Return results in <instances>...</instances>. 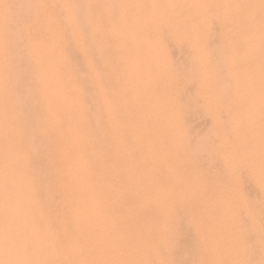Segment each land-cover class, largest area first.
<instances>
[{"label": "rangeland", "instance_id": "rangeland-1", "mask_svg": "<svg viewBox=\"0 0 264 264\" xmlns=\"http://www.w3.org/2000/svg\"><path fill=\"white\" fill-rule=\"evenodd\" d=\"M5 1L4 0H2V1L0 0V5H2V7L0 6L1 7L0 8V15H2V16H0V19L2 17L4 18V16H5L4 20H3V18L1 19L3 21L0 20L1 22H3V24H0V36H1L0 37L1 38V43H0V47H1L0 48V58H1L0 59V63H1L0 64V76L2 75L0 77V80L2 79V81H0V88H1L0 92H1L2 89H3V91L5 90L4 94L2 93L3 91L0 93V97L1 98H4V97L6 98V96H4V95L7 94V97H8V95L11 96V92H13V93L15 92V93H14V95L12 94L13 95V97H12L13 99L11 97H10L11 99L8 97L9 99L6 98V100H5V98L4 99L0 98V114H1L0 115V129L2 128V130H3L2 138L4 139V138L8 137L9 134H12V133L15 134L14 136H12L14 138L13 139V141H14L13 145H14L16 139H17V143H15L16 146L14 145L15 146L14 147L15 152L17 154L19 152L21 153V155L23 157L22 162L24 161L23 164L26 162L24 165L22 164V162H18L19 166H21V167L23 166L24 167L23 169L20 167V171L23 170V172L27 176L29 175L28 177H29V180L31 182L30 184H32L33 188L35 186L34 189L36 190V192L39 191V193H37V194H38V196H40L39 198L41 200L42 208H44L43 210H45V209L48 210V208L52 209V211L54 210L53 212H56V210H57V208H55L53 206L56 203L59 202V199L61 198V195H62V193L58 189L59 187L57 185L58 184L57 182H58V179L60 177L59 175L62 174V171H60V170H62L63 168H61V167H63L64 162L66 160L67 153H66L65 148L69 149V150L67 149L69 154L71 152L72 153H79V156L84 158V160H85L84 163L86 164L84 167L89 170V174L86 175V181L88 183V187L84 188L81 191L76 192L78 190L77 189V186H78L77 181L78 180L75 179V180H69V181L67 180L68 182L66 181V184L68 183L67 187L69 186V191H70L69 199H70V197L71 198H76V199L79 198V199H77L76 203H77V206H79V208L81 209V211L78 210L81 213L75 212L71 217L65 216V220H64V225L66 226V228L70 229L72 227L73 219L78 218L79 217L78 215H80V218H81L80 221H82L81 228H80V233H81V237H82L81 238V244H82V246L84 248V251L82 250L83 251L82 254H83V257L86 256L85 257L86 259L83 258V259L86 260V261L84 260V262H85L84 264H100V263L101 264H264V207L261 206L262 205L261 204V197L259 195V191L257 189L255 180L252 177L253 165H249V164H253L254 163V157L251 154L240 155L239 152L236 153L237 151H234V153L230 152V150L236 149L235 146L237 145V142L235 141V139L232 140V138L230 137L231 133H232L230 131V129H232V128H231L229 122H227V120H226L225 112L221 108L218 109V107H215L214 112H210L209 109L212 108L211 101L209 99L205 101L204 98H203V96H205V94L203 93V91L200 92L197 89L198 76H196V75L198 74L199 63H197L192 58V56H193V53H192L193 50L192 49L193 48H191V46H189L190 45L189 44V40L187 41V39H189L191 37V35H190L191 33L189 31L190 30V26H191L190 23L189 22L186 23V24H189L190 26L184 24L182 26L183 30H182V28L180 26V28H178V32H179L178 34H179L180 37L178 39H176V38L174 39L173 37H171V35L169 33V30L167 29V26L164 23H162V22H157V24L155 25V29L153 31L154 36H157V39H158V42H157L158 44L155 43V45H157V46L154 45L155 49L158 50V54H157L158 56L156 57L155 62L163 64V65L165 63V65H164V67L162 66V67H159L157 69V70H159L161 68L158 71V73H154L155 72V70L153 69L154 67H151L152 68V71H151L152 74H150V75L153 76V79H155V77H156V79L155 80L152 79L154 83L152 81H149V83L146 84L145 90H144L145 93L147 91L146 95L148 94L147 95V97H148V99H147L148 102L147 103L149 104L148 107L154 106V105H157V106L159 105L158 106V112H159L160 116L164 115L165 112H167L166 110L169 109V108L170 109L173 108L174 110L176 109V112H177L178 116H176L177 115L176 114L173 117L174 118L176 117L175 119L179 118V122H180L179 123L180 124L179 133L180 132L181 133L178 135V137H174L172 139V137H173L172 135L169 136L170 134H166L167 133L166 131H160V130H162L163 127H161V125L158 124L157 129H159V128L160 129L159 130L156 129V131H155V130H153L154 129L153 128L152 131H150V130H149L150 132L148 131L149 132L148 135L144 132L145 130H143L142 134H144V135L142 136V138L144 140L141 139L137 143L138 144L137 145L136 142L133 140V137H132L134 133H132L130 136H128L126 131L124 130V127L122 128V127H118V126L114 125V121H115L114 119L117 116V113L115 114V112L117 110L112 108V103H113L112 101H114V97L116 98L118 96L117 99L120 98L119 100L120 101L122 100L121 101L122 103L124 102L123 105H122V108H124V111L128 110V108L130 109V107H131V105H129L127 102L131 99V96H132V93H134V90L125 92V91H121V90H118V89L122 88V86H123L122 83H124L125 81H127V82L129 80H130V82L133 81V77H131V76L127 75V74H121L123 76H121L119 74H116L118 76L117 77L114 74L116 72V69L118 70L119 65L124 66L123 69H125V65H124V63L122 64V62H123V60H126V59L124 57H121V56L123 54H125V53H128L131 56L135 55L138 52V50H139V45L135 46V47L131 46V49L127 50V52L126 51L120 52V51L117 50V49H119V47H118V45H119L118 36L119 35H112V34H117V33H115L113 30L110 29V27L108 25L109 23H108L107 20H104V21L102 20L101 21L100 19L97 18L98 17L97 14L99 12V11H96V10H98V8L96 9V6H99L98 3H97V0H95V1L92 0V2H91V0H80V1L79 0H60L61 2L59 0H45L44 4H46L45 5L46 9L45 8L41 9V6H39V4L41 3L40 1H42V0H40V1L39 0H33L34 2L32 0H21V2H20V0L19 1L18 0H16V1L15 0H5ZM29 1H31V2H29ZM35 1H37V2H35ZM85 1H87L86 2L87 5L84 3ZM217 1H219V0H216V2ZM47 2H49V3H47ZM93 3L94 4L97 3V5L92 7L91 5H94ZM5 4H7V5H5ZM58 4H60V5H58ZM31 5H32V7H31ZM36 5H37V7H36ZM30 7H31V9H30ZM2 8H4V9H2ZM32 8H33V10H32ZM90 8H92V9H90ZM40 9L42 11H44L43 12L44 14H42V11ZM64 9H66V10H64ZM69 9H71V10L69 11ZM89 9H90V11H93V12H90ZM216 9H218V8H215V9L212 10L213 14L215 15V12H216L220 16L217 15L218 17H216V15L214 16L212 14V12L209 11L208 13H209V15L211 17L209 16L201 24V30L203 29L202 31H203V33L205 35L203 33L201 34L202 41H201V39L199 40L200 41L199 46H200L201 50H203V52L205 53L206 62H207L206 64L208 65V66L206 65L207 69H209L212 72V74H214V77L216 78V80H218V83L215 82L216 87L218 86L217 88H222L221 86H223V90H225L226 86L228 88L229 84H230V81H229V78H228L229 76L227 75V73H229V72H226V68H228V66L224 62V58H225L224 54L226 53V49L223 47L222 43H219L220 42L219 40L223 39V33H224V23L223 22H224L225 19L221 16V13L219 14V11H216ZM1 10H2V12H1ZM45 10H46V12H45ZM214 10H215V12H214ZM56 11H58V12H56ZM38 12H39V14L41 12L43 18L41 16V14H40V16H39V14L37 15ZM22 13H24V14H22ZM45 13H47V15H45ZM90 13H92L94 15L92 16V14H90ZM51 14L54 15V16H51ZM44 15H45V19H44ZM88 15H89V17H88ZM196 15L197 16L203 15V13L200 10L198 12V14L195 13V15H192L191 19H194L195 18L194 16H196ZM27 16H30V17H28L29 19L27 18ZM50 16H51V18H50ZM70 16L73 17V20L76 18L75 21H73L72 17H70ZM31 18H33V19H31ZM47 18L49 20L50 19L51 20L49 21V20H47ZM43 19H44V23H43V21H41ZM210 19H211V21H210ZM174 20H172L173 23H175ZM215 20H219L221 22L215 21ZM36 21L39 24L36 23V25H34ZM39 21H41V23ZM57 21H59V22H57ZM95 21H97V27H95L96 26ZM105 21H106L107 24L105 23ZM73 22L75 24H73ZM100 22H102V24ZM4 23H5V25H4ZM42 23L45 24V26H43ZM103 23H104V25H103ZM47 24H48V26H46ZM79 24H80V26H78ZM98 24H100V25H98ZM158 24L160 26H157ZM204 24L205 25L207 24L210 27L209 26L206 27ZM72 25H73V27L70 28ZM106 25H107V27H106L107 29L105 27H103V26H106ZM173 25L175 26L176 23L173 24ZM202 25L204 27H202ZM220 25H222V26H220ZM98 26L103 27L105 30H103V28L102 29L98 28ZM186 26H188V27L186 28ZM61 27H63V29ZM37 28L40 29V30H37ZM59 28H61V29H59ZM159 28H161V29H159ZM184 28L186 29V32L188 31V33L185 32ZM222 28H223V30H222ZM95 29H96L97 33L95 32ZM97 29H99V31ZM100 29H101V31H100ZM208 29H209V31H208ZM31 30L34 31V32H32ZM45 30H46V34L43 33V32H45ZM75 30H77V31H75ZM180 30H181L182 33L180 32ZM219 30H222V31H219ZM35 31L36 32L39 31V32H37L35 34ZM50 31H52V32H50ZM80 31H81V33H80ZM103 31L106 32V33H103ZM204 31H206V32H204ZM53 32H54V34H53ZM56 32H57V34L58 33L59 34L57 35ZM82 32H83V35H81ZM98 32H102V33H98ZM221 32H222V34H221ZM32 33H34V35L37 38H35V36H33ZM61 33H62V35L65 34V33L66 34L62 36ZM74 33H76V34H74ZM161 33H162L163 36L161 35ZM77 34H78V37H76ZM102 34H104V35H102ZM213 34H214V36H213ZM121 35L123 36V34H121ZM236 35H238V32H233V33H229L228 34L229 38L232 39V40H236V38H238V37H236ZM38 36L40 37L41 40L39 39ZM60 36H62L64 39L62 37H60ZM81 36L84 37V38H82ZM114 36H116V37H114ZM202 36H203V38H202ZM205 36H208L209 39L215 37L214 41L212 39L211 42H209V40H207L208 37H205ZM44 37L45 38L47 37L48 39L46 38V41H45ZM51 37H54V38L52 39ZM165 37L168 40L165 39ZM55 38L57 40H59V41L62 39V41H60V42L61 43L63 42V44H61L60 42L58 43ZM66 38H67V41H66ZM79 38H80V40H79ZM115 38H117V39H115ZM218 38H219V40H215V39H218ZM49 39L52 40L51 43H50ZM37 40H39V41H37ZM54 40H55V42H54ZM116 40L118 42H116ZM34 42H35V44H34ZM110 42H112V43H110ZM205 42H207L208 44H205ZM221 42H224V41L221 40ZM212 43H214L215 45H212ZM37 44L39 45V47H38ZM40 44H41V46H40ZM70 44H72V45H70ZM110 44H112L114 46H112V45L110 46ZM219 44H221V46L223 48ZM35 45H36V47H35ZM99 45L102 48L99 47ZM115 45H116V47H115ZM206 45H209V46L206 47ZM43 46L45 48H43ZM78 46H80V47H78ZM97 46L99 47L100 50L98 49ZM216 46L219 48L220 51H222V50L224 51V52H222V54L220 53L222 55L221 58L223 60H220L221 59L220 57L218 59V56H220V54L218 55V53L220 51L216 48ZM55 47H57V48H55ZM158 47H160V48H158ZM203 47H205V48H203ZM209 47L212 48V49L214 47L216 49H214V50L211 49L210 50ZM220 47H221L222 50L220 49ZM109 48H110V50H109ZM43 49H44V51H43ZM50 49H52V50H50ZM168 49H169V51H168ZM205 49H207V50H205ZM58 50H60V51H58ZM3 51H4V53H3ZM49 51H51V52H49ZM211 51H213V52H211ZM209 52H211V54ZM110 54H113L114 57H112V55H110ZM161 54L163 56L162 59L159 58V56L161 57ZM35 55H36L37 58L35 57ZM118 55L119 56L121 55L120 56L121 58L120 57L118 58L117 57ZM208 55L210 56V58H208L209 57ZM211 55H212V57L214 56L213 57L214 59L211 57ZM42 57H44V58H42ZM65 58H66V60H65ZM163 58H165L166 60L162 61V60H164ZM190 58L193 59L192 60L193 61L192 64H193V66H195L194 68L191 65V61H187V60H190ZM215 58H217V60H219V61H217ZM6 59L9 60V61H7ZM43 59H45V60H43ZM210 59H211V61H210ZM212 59H213V61H212ZM91 60H93V61H91ZM115 60H117V61L120 60V61L117 62ZM109 61H111V63H112L111 65H110ZM41 62H43V64ZM52 62H54V63H52ZM106 62H108V63L106 64ZM180 62H182V64ZM183 62H185V63H183ZM213 62L215 63V65L218 64V66L217 65L215 66ZM219 62H220V64L224 62L226 64V66L224 65V63L221 64L222 66H219L220 65ZM186 63H187V65H186ZM180 64L183 65V66L180 67ZM188 64L191 65V66L189 67ZM5 65H6V67H5ZM67 65L69 66V68H68ZM72 65L74 66V69L72 67H70ZM58 67H59V69H58ZM169 67H171V68L169 69ZM216 67L218 68L217 72L221 76H219L218 73H217L218 75L215 74L216 72H214V71H216ZM62 68H64V69L62 70ZM65 68H67V69H65ZM103 68H105L106 70L103 69ZM224 68H225V71H222V70H224ZM55 69L58 72H55ZM68 69H69V72H68ZM71 69L73 71H75V72L70 71ZM195 69H196V71H193ZM61 70L63 72L66 70L67 72L65 71V73H63V72H61ZM174 70H175V72H177L176 70H178V72L175 73V72H173ZM187 70H189V71H187ZM219 70L222 71V74L220 73ZM85 71H86V73H85ZM164 71H166V73ZM49 72H50V74H49ZM52 72L54 74L56 73L55 76H54V74ZM59 72L61 73V75H60ZM161 72H164V73H161ZM153 73H154L155 76L153 75ZM171 73H172V75H171ZM99 74L102 75V76H100ZM179 74H182V75L180 76ZM34 75H35V77H34ZM110 75H111V77H110ZM222 75H224V76L227 75L228 76L227 79H225L224 77H223L224 79H222L221 78ZM52 76L54 77L53 79H52ZM171 76H173V78L175 79L174 82H173V79H172ZM182 76H184V77H182ZM187 76H189V77H187ZM217 76L220 77V78L218 79ZM7 77H9L10 81H9V79ZM57 77H58V79L59 78L61 79V77H62V80L64 78V81L59 79L60 83L57 82L58 81ZM96 77H98V78H96ZM100 77L104 78L103 81H105V82H103ZM127 77H130V79L129 78L126 79ZM162 77H163V79H161ZM185 77H187V81H186ZM3 78H4V80H3ZM6 78H7V80L9 82L6 80ZM55 78H56V80H55ZM110 78H111V80H110ZM176 78L177 79L179 78V80L181 82H179V83L176 82ZM51 79H52V81H51ZM99 79L102 82H100ZM118 79L120 80V82L118 81ZM158 79H159V81H158ZM170 79H171V81H170ZM181 79H183V81ZM39 80H41V81H39ZM53 80H54V82H53ZM179 80H177V81H179ZM220 80L223 81V82L224 81L225 82L228 81L229 84L226 82V86H224L223 82H220ZM4 81L6 83L8 82L10 85L7 83L8 84V86H7V84ZM155 81H156L157 87L155 85ZM164 82H166V83H164ZM175 82H176V84H174ZM3 83H5V84H3ZM14 83H15V85H14ZM57 83H59V84H57ZM100 83L101 84L102 83H106L105 85H103V86H106V88L105 89L102 88L103 86ZM157 83L160 84V85H158ZM180 83H182V85H180ZM220 83L223 84V85H221ZM1 84H3V86ZM38 84H39V86H38ZM163 84H165V85H163ZM171 84H172V86H171ZM217 84H219V85H217ZM42 85H44V87H42ZM46 85H47V87H45ZM98 85L100 86V89H99ZM40 86H41V89H40ZM64 86L66 88H64ZM115 86L117 87V89H116ZM173 86H176L175 90H174ZM5 87H6V89H4ZM7 87L9 88L8 90H7ZM107 87L110 89V91L107 90L108 89ZM161 87H164V89L160 90ZM168 87H170V88H168ZM10 88H12V90ZM149 88L150 89L152 88L151 91H150ZM154 88L155 89L158 88L157 89V90H159L158 93H157V90L155 91ZM72 89H74V90H72ZM176 89H177V91H176ZM49 90H50V92H49ZM58 90H60V91H58ZM65 90L67 91V93L69 92L71 94L74 92V96H73V94L72 95L71 94L70 95L67 94L66 92H64ZM69 90H72V91L70 92ZM78 90H81V91H78ZM180 91H182V92H180ZM110 92H112L111 93L112 95L110 94ZM148 92H150V93H148ZM152 92H153V94H152ZM171 92H173L174 95H172ZM178 92H179V94H178ZM47 93H49V94H47ZM50 93H52V94L50 95ZM165 93H166V95H165ZM195 93H197V94H195ZM222 93L224 94V92H222ZM227 93H228V91H226V93L224 95H221L223 97V99L221 98L222 101L227 99L228 94H229V93L228 94ZM43 94H44V96H43ZM82 94H83V96H82ZM123 94H124V96H123ZM158 94H160L163 97L161 98V96H160V98H159ZM175 94H177V95H175ZM16 95H17L18 99L16 98ZM57 95H59V96H57ZM198 95L199 96L201 95V96L198 98L197 97ZM2 96H4V97H2ZM174 96H176L177 98L174 97ZM65 97H67L68 100ZM150 97L154 98V99H151ZM19 98H20V100H19ZM44 98H47V100L44 99ZM56 98L57 99L59 98V100H57ZM81 98H85V99H81ZM157 98H159V101L164 98V100H163L164 105L162 103V100L159 102ZM165 98H166V100L168 98V100H167L168 102L167 101L165 102ZM124 99H125V101H124ZM173 99L176 100L175 104H174L175 100H173ZM196 99H198V100H196ZM1 100H3V104H5V106L2 104ZM13 100H14V102H12ZM55 100L57 101V103H55ZM66 100H67V102H65ZM171 100L173 101V103H171L172 102ZM58 101H60V102H58ZM76 101H78V102L76 103ZM177 101L179 102V104H178ZM7 102H10V107L14 108L16 113H15L14 109H7L8 108L7 104H9ZM45 102H46V106L47 107L45 106ZM82 102H83V104H82ZM121 102H120V104H121ZM70 103H71L72 106L70 105ZM102 103L105 105L106 110H105V107L102 105ZM151 103H152V105H151ZM204 103H205V105H204ZM53 104H54V106H53ZM63 105H64V107H66V106L67 107L64 109ZM76 105L77 106L81 105V107L80 106L76 107ZM5 107H7V108H5ZM17 107H19V108H17ZM45 107L46 108L49 107L48 110L49 109L50 110L49 111L46 110ZM61 107L65 111L64 114L62 112L63 110L60 109ZM126 107H127V109H126ZM160 107H161V109H160ZM53 108H56L57 110L56 109L52 110ZM71 108H72V110H71ZM203 108H205V109H203ZM66 109L68 111H66ZM75 109H76V111H75ZM182 109H183V112L181 111ZM206 109H208V110H206ZM11 110H13V112ZM99 110H101V111H99ZM178 110H180V112ZM197 110L199 111V114L201 116H197V115H199V114H196ZM18 111L21 114H19ZM203 111H205V113ZM54 112H56V113H54ZM68 112H69V114H68ZM79 112H80V114H78ZM6 113H9V114H7V116H9L10 119L12 117V116H10L11 113L13 115L15 114L16 118L12 117V120H13L12 121V120L8 119V117H6ZM46 113H47V115H46ZM84 113H85V116H84ZM111 113H112V117L113 118L111 117ZM216 113H217L219 119L221 120V122L222 121L224 122L226 120L225 121L226 125H225V122L224 123L220 122V124H221L220 126L221 127L225 126L224 128H221V127H219V129L214 128L215 125L213 123V115L216 114ZM60 114H62V115H60ZM106 114H108V115H106ZM44 115H46V116H44ZM48 115H49V117H47ZM207 115H209V116H207ZM59 116H61L62 119L65 117L64 118L65 120L64 119L63 120L60 119L58 121ZM4 117L7 118L8 120H10L9 121L11 123L10 126H11L12 129L15 128L14 131H16V130H18L20 128V131L18 130L19 133L17 131L18 134L16 132H12V130L10 129V126H9V122L7 121V119L6 120L3 119ZM53 117H55V118L53 119ZM70 117L71 118L74 117V118H72V119H74V121ZM134 117L132 119H130V120L133 121V124H131V121H130L128 127L129 126H133L136 123H138V119H136V117L135 118ZM1 118H2V120H1ZM18 118H19V120H16ZM68 119H70V120L68 121ZM5 121H6L7 124H5ZM16 121L19 122V124H17ZM45 121H46V123H45ZM49 121H50V123H49ZM82 121H83V123L85 121L86 125H85V123L83 124ZM103 121H104V123H103ZM2 122H4L3 125H1ZM67 122H69L70 124L66 125ZM105 122H106V126L107 127L105 126ZM111 122L113 124H110ZM149 122H152V121L149 120L148 123ZM71 123H72V125H71ZM182 123H184L185 125H189L188 126V128L190 127L189 130L187 129V126L183 125ZM56 124H58V125H56ZM190 124H192V125L195 124V125L193 127V126H190ZM222 124H224V125H222ZM59 125H60V127H59ZM73 125L76 128L73 127ZM149 125H151V124H148V129H150ZM203 125H204V127H202ZM51 126H53L54 128L56 126H58L57 129L59 128V131L57 132L56 128H55V131H53L54 128H52ZM79 127L82 128L83 130L80 129ZM84 127H86V128H84ZM95 127L97 129H95ZM211 127H212V129H211ZM45 129H47V131L48 130L49 131L46 132ZM89 129H90V133H88ZM104 129H105V132H104ZM214 129H215V131L216 130L217 131L215 132ZM86 130H88V131H86ZM186 130H188V131H186ZM226 130H227V133L229 132L230 134H227ZM8 131H11V132L9 133ZM67 131H69V132H67ZM106 131H108L107 134H106ZM205 131H206V133H204ZM212 131L215 132V133H213ZM49 132H50V134H49ZM54 132H55L56 135L54 134ZM84 132L85 133L87 132L89 135L86 133L88 135L86 137V135H84L85 134ZM151 132L153 134L149 135ZM154 132H155V135H154ZM184 132H185V134H184ZM93 133L96 134L97 138H96L95 134H93ZM224 133H226V134H224ZM66 134H68V135H66ZM79 134H80V136H79ZM90 134H92V135L90 136ZM103 134L106 137H108L109 140H107L106 137L104 139V135ZM207 134L208 135L210 134L209 135L210 137ZM50 135H52V136L54 135L53 137H55V138L51 137ZM63 135H65L64 138H63ZM125 135H126V137H125ZM145 135H146V137H144ZM165 136H166V138H165ZM48 137H50V139ZM167 137H168V139H167ZM205 137L207 139H205ZM222 137H224L225 139L227 138L226 142H228V143L230 142L229 144L231 146L228 143L226 144L225 141H224L225 143H223L221 141ZM51 138H53V139H51ZM59 138H61V140H65V141H61ZM87 138H89L90 140H85ZM73 139L76 140V141H74ZM162 139H164V140L162 141ZM184 139H186L189 142H187V144H184V143H186V140L184 141ZM52 140H54V141L58 140L59 142L60 141L61 142L59 143L58 141H56L59 144L58 143L55 144V142L52 141ZM201 140H203V142H200V144H199L198 141H201ZM25 141H27V142H25ZM112 141H114V142H112ZM117 141L119 143H117ZM24 142H25V144H24ZM127 142L129 143L130 147L128 146ZM156 142H157V145H156ZM195 142H197L198 145ZM206 142L209 143V144H207ZM110 143H113V144L111 145ZM171 143H172L173 146L171 145ZM218 143H220V146H219ZM69 144L72 145V146H70ZM98 144H100V145H98ZM101 144L103 146H101ZM107 144L112 149L109 148ZM116 144H117L118 147L116 146ZM176 144H177V146H176ZM202 144H204L207 149L211 148V147H212V149L207 150L204 147V149L207 150V154H206V152H205L206 150L205 151L202 150V148L204 146ZM54 145H55V148H54ZM174 145H175V147H174ZM181 145L183 147L182 149L180 148ZM186 145L188 147L190 146L189 149L192 147V149H190V151H192L193 148L196 147V145H197L198 147H196V150L197 149H198V151L202 150V153H198V151H195V148H194L193 151L196 152V153H193V154L195 155V157L189 150L186 151V153L188 154L187 155L186 153H184L185 150L188 148V147H186ZM22 146H24V147H22ZM26 146H27V148H26ZM56 146H57V148H56ZM216 146H219V150H218V147H216ZM76 147H78V148H76ZM82 147H83V149H82ZM105 147H106V149H107V147L109 148V149H107V151L109 150L108 152L105 150ZM113 147H115V149H113ZM127 147L130 148V149L133 148L134 152L132 151L133 149L132 150H130V149L128 150ZM184 147H186V149H184ZM17 148H19V149H17ZM28 148H29V150H28ZM170 148H172V149H170ZM24 149L25 150L27 149L26 152H25ZM57 149L60 150V151H58ZM71 149H72V151L69 152ZM78 149H79L80 152L78 151ZM136 149H138V151ZM165 149H167V151ZM224 149H226V150H224ZM99 150L101 151L100 153H99ZM103 150H104V152H103ZM110 150L111 151L114 150L115 151L114 154ZM139 151L141 152L140 154H138ZM216 151H218V152H216ZM55 152H56V154H55ZM60 152H62V153L64 152V154H61ZM95 152H98V153H95ZM131 152H133V155H134V157L136 159L132 157L133 155H132ZM162 152H164L165 154L167 153L166 156H164L163 155L164 153H162ZM214 152H216L215 153L216 156H215V154H213ZM101 153H103V154H101ZM122 153H123V156H122ZM152 153H154V154H152ZM182 153L184 155L186 154L185 155L186 157L187 156L190 157V158H188L189 161L187 160V163L185 162L186 160H182L181 159L184 155L183 156L181 155L182 157H180L179 154H182ZM209 153H210V155H209ZM25 154H26V156H25ZM172 154H174V155H172ZM224 154H225V156H224ZM51 155H52V158L50 157ZM62 155L65 158L62 157ZM89 155H90V157H89ZM57 156L60 157V158L57 159ZM185 156L183 157V159H185ZM208 156H210V157L208 158ZM55 157H56V159H54ZM88 157H89V159H87ZM118 157H120V158H118ZM248 157H250L251 160H250V158L248 159ZM96 158H97V160H96ZM132 158L134 160H137V161H135V163H138V164H136V165H138L137 167L134 166L135 163H133L134 160ZM155 158H158V160L155 159ZM169 158L171 159V161H170ZM179 158H180V160H178ZM25 159H27V160H25ZM106 159H107V161H105ZM120 159H121V161H120ZM123 159L125 160V162H123ZM153 159H155V160H153ZM57 160L58 161L60 160V161L58 162ZM91 160L92 161L94 160V161L92 162ZM109 160L110 161L112 160L111 163H109L110 162ZM115 160H118L119 162L118 161L116 162ZM193 160H195V163H194ZM103 161H105V162H103ZM128 161H130L129 162L130 164L127 163L128 164L127 165L126 162H128ZM153 161L154 162L157 161V162L154 163ZM182 161H184V162H182ZM190 161H192V162L190 163ZM97 162H100V163L98 164ZM139 162H141V163H139ZM152 162H153V164L151 166L146 167V166L149 165V163L151 164ZM175 162L177 164H175ZM211 162H213L214 164H212ZM225 162H226V164H224ZM20 163H21V165H20ZM55 163L57 164L56 165L57 167L58 166L60 167V168L59 167L57 168L58 170L56 169ZM113 163H115V164L112 165ZM179 163H182V164H179ZM183 163H185L184 166H183ZM189 163L192 164V165H190ZM193 163L196 166L194 169H193ZM209 163H211V164H209ZM103 164H105V165L108 164V165L107 166H105V165L103 166ZM119 164L121 166V167L119 166L121 169L119 167H117V165H119ZM121 164H123V165H121ZM146 164H148V165H146ZM173 164H175L174 167H173ZM227 164H228V167H227ZM115 165H116L117 168L115 167ZM132 165L134 167H132ZM178 165L180 167L182 166L181 167L182 169H184L186 167L183 170L184 173H186L185 171H188V173H190V171L192 172V174H188V173L187 174L189 175L190 180L194 178L193 180H195V181L191 180L194 183L189 181V178L187 177L186 174H181L183 172H181L182 169L178 168L179 167ZM224 165H226V167ZM247 165H248V167H247ZM100 166H101V168H100ZM122 166H124V167H122ZM127 166L128 167L130 166V167L128 168ZM187 167H189V168L192 167V168L189 169ZM95 168H97L98 171H100V173L102 175L99 172H97V169H95ZM107 168L111 169V171L114 168L113 169L114 173H113V171L110 172L109 170H108L109 171L108 172ZM124 168H125V170H124ZM246 168H248V169H246ZM103 169L106 170V173L104 172ZM130 169L131 170L133 169V170L131 171ZM136 169H138L139 170L138 172H141L142 174H139L136 171ZM176 169H178V171ZM195 169H196V171H195ZM115 170H119V171L121 170L120 173L125 174L127 178L123 174L119 175L120 174L119 171L115 172ZM128 170H130L131 174H129L130 172L129 173L127 172L129 174L127 176L126 171H128ZM33 171H35V172H33ZM55 171L56 172L58 171V172L56 173ZM198 171H201L202 174L199 173ZM31 172L33 173V176L35 177V179H34L33 176H31L32 175ZM136 172L138 173V175H137ZM152 172H153L154 175L152 174ZM195 172H197V173L194 175L193 173H195ZM51 173L52 174L55 173V174L52 175ZM95 173L97 175L100 174V176H98L99 178L102 176L99 181L96 180L98 178H96L97 175ZM110 174L112 175L113 178H115L114 179L115 181L112 180L113 178L111 177ZM133 174L137 175V177L134 176ZM170 174H171L172 177L171 176L169 177ZM90 175H92V177H90ZM122 175L124 176L125 181H127L126 179H128V183L127 182L126 183L130 184V187H132V184L135 182V181H133L134 179H136V182H138V183L141 182V181H137V180H142L141 183L146 182V183H143V185L141 183L138 184V183L135 182L133 184V186H135V187H132L133 189L131 188V191H133L134 188H135V191H133V192L136 193L135 194L136 196H137V194L139 195V192H141V191H143V192H141L142 194L140 193L142 196H145L147 194L145 197H142V196L139 195L140 198L142 197L143 200L139 199V196H137V200H140L139 203L136 200V196L133 194V192H132L133 196H130L131 195L129 193L130 188L129 189L127 188V187H129V185H127V187H126L127 189L124 187L126 185V183H124L125 185L123 184V182H125V181L122 180L123 179ZM140 175L144 176V178H145L144 181H143V177H141ZM145 175H146V177H145ZM182 175H184V176H182ZM30 176L33 177V178L31 179ZM116 176H117L118 179L120 178V180H118L116 178ZM129 176H132L131 179L129 178ZM190 176H192V177H190ZM198 176L200 177V179H197ZM110 177H111V179H110ZM133 177H135V178L133 179ZM182 177L183 178L185 177V178L183 179ZM104 178H105V180H104ZM140 178H142V179H140ZM167 178L168 179L171 178V179L168 181ZM231 178H232V182L230 180ZM196 179H197V181H196ZM88 180H89V182H88ZM101 180L103 181V183L105 181L104 185L101 182ZM110 180L113 181V182L111 183ZM117 180L119 181V183H118ZM130 180H132V181H130ZM204 180H205L206 183L208 181V183H207L208 186H207L206 183H204ZM209 180L211 182H213V185L215 184L214 187L210 188V186H213V185H212V183ZM129 181L131 183L132 182L133 183L131 184V183H129ZM153 181H155V183ZM165 181L168 182V183H166ZM170 181H173L175 183L170 182ZM228 181H230V182H228ZM70 182H71V184H70ZM95 182H97V183H95ZM98 182H100V185H97ZM90 183L92 185H89ZM120 183L123 186H120L121 185ZM164 183H166V184H164ZM184 183H186V184H184ZM187 183H188L189 186L187 185ZM203 183H204V185H203ZM209 183H211V185H209ZM117 184H119V185H118V187L115 188V185H117ZM183 184H184V186H183ZM55 185H56V187H55ZM144 185L146 186L145 187L146 189L142 188ZM147 185H150L151 189ZM156 185H157V187H156ZM180 185L183 186V187L181 188ZM186 185H187L188 188L187 187L185 188ZM107 186H110L111 188L114 187V188L111 189L110 196H109L110 187H107ZM138 186H140L139 188H141L142 190L139 189V188L137 189ZM199 186L201 188L205 187V189H203L201 191ZM36 187H38V189ZM39 187H40V189H39ZM119 187H122L121 189L124 188L125 191L123 189V193H122V191H120ZM147 187L149 188V190H147L148 189ZM178 187H180V188H178ZM197 187H199V188H197ZM106 188H108V190ZM207 188H210L208 190L210 193H208V191H206ZM230 188H232V189H230ZM211 189L214 190V192L212 191L213 193L211 192ZM113 190L115 192H117V194L115 192H113ZM118 190L120 191L119 193H118ZM138 190H139V192H138ZM200 191H201V193H200ZM204 191H206V193ZM74 192H75V194H74ZM80 192H82V193H80ZM88 192H90V194ZM202 192H204L205 195ZM127 193H129V195ZM111 194H113L114 196L111 195ZM57 195H58V197H56ZM122 195H123V197H122L123 199H124V196H125V200H127V199L129 200V198L133 197V199H135V200L131 199L133 204L132 203L130 204L131 200H130L129 203L127 201L122 202L123 199L120 198ZM108 196H109V198L113 196L110 199V201H109V202H113L112 203L113 205L111 207H109L111 203L109 204V202H108V200H109L107 198ZM126 196H127V198H126ZM48 198L50 199V201H49ZM115 198L118 199L117 202H116ZM44 199H45V202H44ZM104 201H105L106 204L104 203ZM119 201H121L120 202L121 204L118 203ZM52 202H53V204H52ZM117 203H118L119 206L120 205L122 206V203L123 204L126 203L125 206L124 205L122 206L123 209L125 207L126 210L125 209L122 210L121 206H120V209H119V207L116 208V206H117L116 204ZM51 205H53V206L51 207ZM127 205L132 207V208L131 209H130V207L126 208ZM150 208H151V210H150ZM147 209H148V211H147ZM110 210H112V211H110ZM113 210L115 212H113ZM122 211H127V212H122ZM110 212H111V215H110ZM112 212L115 213V214L113 215ZM124 213H125V215H124ZM127 213L129 214V220H126L127 216H128ZM131 214H135L137 216H135V215L131 216ZM121 215H123V216H121ZM123 217L124 218L126 217V218L123 219ZM130 217L133 218V221H132V219H130ZM135 217H137V220L134 219ZM113 218H114V220H113ZM103 219L105 221H103ZM69 221L72 222V223H69ZM125 221H127V222L130 221V223H132V224L128 223L127 225H125L126 224ZM65 223H67V224H65ZM68 223H69V225H68ZM90 225H91V229L93 228L92 229L93 231L89 228ZM112 225H113L114 228L112 227ZM106 226H108L109 229ZM121 226H123V227H121ZM121 230H123V231H121ZM111 231H113V233ZM91 232H92V234H91ZM132 233H134V234H132ZM87 235H88V237H87ZM120 236L122 238H120ZM124 237L126 238V240L124 239ZM119 239H120V241H119ZM122 239L124 241H122ZM122 242H125V243H122ZM85 244L87 246L88 245H90V246L87 247ZM96 245H98V246H96ZM89 248H90L91 251L89 250ZM124 255H125V257H124ZM94 256H95V258H94ZM104 258H105V260H104Z\"/></svg>", "mask_w": 264, "mask_h": 264}, {"label": "bare ground", "instance_id": "bare-ground-1", "mask_svg": "<svg viewBox=\"0 0 264 264\" xmlns=\"http://www.w3.org/2000/svg\"><path fill=\"white\" fill-rule=\"evenodd\" d=\"M2 1V0H1ZM5 1V0H4ZM16 1V0H15ZM19 1V0H18ZM33 1V0H32ZM40 1V0H39ZM44 1V2H43ZM60 1V0H59ZM58 1V2H59ZM80 1V0H79ZM95 1V0H94ZM6 2V1H5ZM4 2V3H5ZM20 2H21V0H20ZM29 2H31V1H29ZM34 2V1H33ZM35 2H37V1H35ZM41 2V3H40ZM39 3V6H41V9L43 8H45V5L46 4H44L45 3V0H42V1H40ZM43 2V3H42ZM61 2V1H60ZM86 2L87 1H85L84 3L86 4ZM91 2H92V0H91ZM3 3V2H2ZM24 3V2H23ZM47 3H49V2H47ZM56 3V2H55ZM97 3H98V5L99 6H96V9L98 8V10H96V11H99L98 12V14H97V18L98 19H100L101 21L103 20H107L108 21V25H109V27H110V29L111 30H113L115 33H117V34H112V35H119L118 36V41H119V45H118V47H119V49H117L118 51H120V52H123V51H126L127 52V50H129V49H131V46L132 47H135V46H138L139 45V50H138V52L135 54V55H133V56H131L130 54H128V53H125V54H123L121 57H124L126 60H123V62H122V64L124 63V65H125V69H123V67L124 66H121V65H119V68H118V70L116 69V72H115V74L114 75H116V74H119V75H121V74H127V75H129V76H131V77H133V81H131L130 82V80L127 82V81H125L124 83H122V88L121 89H118V90H121V91H133L134 90V93H132V96H131V99L127 102L129 105H131V107H130V109L128 108V110H126V111H124V108H122V105H123V103L119 100L120 98H118L117 99V97L115 98L114 97V101H112L113 103H112V108L113 109H115V110H117L116 112H115V114L117 113V116H116V118L114 119L115 121H114V125H116V126H118V127H124V130L126 131V133H127V135L128 136H130L132 133H134L133 134V140L136 142V144L141 140V139H143L142 138V136L144 135V134H142L143 133V130H145L144 132L148 135V133L150 132V131H152V129L153 130H155L156 131V129H157V126H158V124L159 125H161V127H163L162 128V130H160V131H166L167 133L166 134H170L169 136H173L172 137V139L174 138V137H178V135L181 133H179V130H180V122H179V118H177V119H175L173 116L174 115H176L177 114V112H176V109L174 110L173 108L172 109H167L166 111L167 112H165V114L164 115H161L160 116V114H159V112H158V106L157 105H154V106H150V107H148V101H147V99H148V97H147V95H146V93H147V91H146V93H145V86H146V84H148L149 83V81H152L153 82V80H155L156 79V77H155V79H153V76L152 75H150V74H152L151 73V71H152V68L151 67H154L153 69L155 70V72L154 73H158V71L161 69H159V70H157L159 67H164V65H165V63H164V65L163 64H160V63H157V62H155V59H156V57L158 56L157 54H158V50L157 49H155V47H154V45H155V43H157L158 42V39H157V36H154V33H153V31H154V29H155V25L157 24V22H162V23H164L166 26H167V29L169 30V33H170V35H171V37H173L174 39L176 38V39H178L180 36H179V32H178V28H180V26H181V28H182V26L185 24V25H188V26H190V35H191V37L189 38V39H187V41L189 40V46H191V48H193L192 50L194 51H192V53H193V56H192V58L197 62V63H199V68H198V74L196 75V76H198V81H197V89L201 92V91H203V93L205 94V96H203V98H204V100L206 101V100H210L211 101V106H212V108L211 109H209V111L210 112H214V110H215V107H218V109L219 108H221L224 112H225V115H226V120H227V122H229V124H230V126H231V128L232 129H230V131L232 132L231 133V138H232V140H234L235 139V141L237 142V145L235 146L236 147V149H233V150H230V152H233L234 153V151H237L236 153H240V155H243V154H251L253 157H254V163L253 164H249V165H253V170H252V177L254 178V180H255V183H256V186H257V189H258V191H259V195H260V197H261V206H263L264 207V0H219V1H217L216 2V0H97ZM97 3L96 4H94V5H91L92 7L93 6H95V5H97ZM64 4V3H63ZM66 4V3H65ZM82 4V3H81ZM84 4V5H85ZM92 4V3H91ZM5 5H7V4H5ZM4 5V6H5ZM58 5H60V4H58ZM68 5V4H67ZM70 5V4H69ZM87 5V4H86ZM89 5V4H88ZM1 7H2V5H0ZM38 6V7H39ZM50 6V5H49ZM63 6V5H62ZM0 7V8H1ZM31 7H32V5H31ZM31 7H30V9H31ZM36 7H37V5H36ZM65 7V6H64ZM63 7V8H64ZM11 8V7H10ZM40 8V7H39ZM78 8V7H77ZM215 8H218V9H216V11H219V14L221 13V16L225 19L224 20V33H223V39H221V40H223L224 42H221V40H219V38L218 39H215V40H219L220 42L219 43H222L223 44V47L226 49V53L224 54L225 56V58H224V62L227 64V66H228V68H226V72H229V73H227V75L229 76H224V75H222V79H227V77L229 78V81H230V84H229V82L228 81H226L228 84H229V87L227 88V86H226V82L224 83L223 81H221L220 80V82H223V84H224V86H226V88H225V90L226 91H228V97H227V99H225L224 101H222V99H223V97L221 96V95H224L225 93H226V91L225 90H223V86H221V85H223V84H221L220 86L222 87V88H217L216 87V84H215V82L216 83H218V80H216V78L214 77V74H212V72L209 70V69H207V67H206V57H205V53L203 52V50H201V48H200V46H199V43H200V39H201V34L203 33V29L201 30V24H202V22L205 20V19H207L210 15H209V11H211L212 12V14H213V9H215ZM2 9H4V8H2ZM8 9V8H7ZM40 9V10H41ZM46 9V8H45ZM51 9V8H50ZM90 9H92V8H90ZM90 9H89V11H90ZM94 9V8H93ZM6 10V9H5ZM25 10V9H24ZM32 10H33V8H32ZM39 10V9H38ZM64 10H66V9H64ZM71 9H69V11H70ZM88 10V9H87ZM95 10V9H94ZM201 10V12L203 13V15H199V16H194L195 18L194 19H191V16L192 15H195V13H197L198 14V12ZM42 11V10H41ZM49 11V10H48ZM1 12H2V10H1ZM4 12V11H3ZM26 12V11H25ZM24 12V13H25ZM31 12V11H30ZM29 12V13H30ZM44 11H42V14H44L43 13ZM45 12H46V10H45ZM56 12H58V11H56ZM90 12H93V11H90ZM214 12H215V10H214ZM21 13V12H20ZM24 13H22V14H24ZM65 13V12H64ZM96 13V12H95ZM2 14V13H1ZM13 14V13H12ZM21 14V15H22ZM39 14V12L37 13V15ZM40 14H41V12H40ZM40 14H39V16H40ZM42 14H41V16H42ZM49 14V13H48ZM53 14V13H52ZM51 14V16H54V15H52ZM63 14V13H62ZM90 14H92V13H90ZM20 15V14H19ZM26 15V14H25ZM45 15H47V13H45ZM45 15H44V19H45ZM94 14H92V16H93ZM214 15V14H213ZM215 15H216V17H218V16H220V15H218V13H216L215 12ZM214 15V16H215ZM218 15V16H217ZM0 16H2V15H0ZM23 16V15H22ZM51 16H50V18H51ZM73 16V15H72ZM72 16H70V17H72ZM91 16V15H90ZM28 17H30V16H27V18ZM38 17V16H37ZM47 17V16H46ZM49 17V16H48ZM56 17V16H55ZM88 17H89V15H88ZM211 17V16H210ZM3 18V17H2ZM1 18V19H2ZM4 18H5V16H4ZM4 18H3V20H4ZM42 18H43V16H42ZM86 18V17H85ZM94 18V17H93ZM96 18V17H95ZM176 18V19H175ZM193 18V17H192ZM0 19V20H1ZM29 19V18H28ZM31 19H33V18H31ZM36 19V18H35ZM41 19V18H40ZM44 19L43 20H41V21H43V23H44ZM57 19V18H56ZM59 19V18H58ZM69 19V18H68ZM67 19V20H68ZM76 19V18H75ZM75 19L73 20V17H72V20L73 21H75ZM82 19V18H81ZM177 21H175V20ZM212 19V18H211ZM211 19H210V21H211ZM3 20H1V21H3ZM11 20V19H10ZM37 20V19H36ZM47 20H49L48 18H47ZM51 20V19H50ZM49 20V21H50ZM71 20V19H70ZM87 20V19H86ZM94 20V19H93ZM116 20V21H115ZM172 20H174V22L176 23V25L174 26L173 24H175V23H173L172 22ZM222 20V19H221ZM0 21V22H1ZM7 21V20H6ZM41 21H39L40 23H41ZM69 21V20H68ZM209 21V20H208ZM213 21V20H212ZM215 21H219V20H215ZM46 22V21H45ZM55 22V21H54ZM57 22H59V21H57ZM70 22V21H69ZM99 22V21H98ZM190 23V25L189 24H186V23ZM219 22H221V21H219ZM16 23V22H15ZM22 23V22H21ZM36 23H37V21L35 22V24L34 25H36ZM42 23V25L43 26H45V24H43ZM47 23V22H46ZM101 24H102V22H100ZM105 23H106V21H105ZM0 24H3V22H1ZM37 24H39V23H37ZM64 24V23H63ZM73 24H75L74 22H73ZM77 24V23H76ZM95 24H96V26L95 27H97V21H95ZM107 24V23H106ZM4 25H5V23H4ZM33 25V26H34ZM53 25V24H52ZM98 25H100V24H98ZM103 25H104V23H103ZM205 25V24H204ZM3 26V25H2ZM1 26V27H2ZM9 26V25H8ZM22 26V25H21ZM27 26V25H26ZM30 26V25H29ZM40 26V25H39ZM46 26H48V24L46 25ZM64 26V25H63ZM78 26H80V24L78 25ZM157 26H160L159 24L157 25ZM188 26H186V28L188 27ZM206 27L207 26H209V25H205ZM220 26H222V25H220ZM219 26V27H220ZM4 27V26H3ZM24 27V26H23ZM37 27V26H36ZM53 27V26H52ZM60 27V26H59ZM73 27V25L70 27V28H72ZM77 27V26H76ZM103 27H107V25L106 26H103ZM103 27H100V26H98V28H103ZM185 27V26H184ZM202 27H204L203 25H202ZM205 27V28H206ZM210 27V26H209ZM40 28V27H39ZM50 28V27H49ZM62 29H63V27H61ZM61 28H59V29H61ZM36 29V28H35ZM41 29V28H40ZM40 29H38L37 28V30H40ZM44 29V28H43ZM53 29V28H52ZM74 29V28H73ZM93 29V28H92ZM101 29H100V31H101ZM107 29V28H106ZM109 29V30H110ZM159 29H161V28H159ZM185 29V28H184ZM26 30V29H25ZM50 30V29H49ZM65 30V29H64ZM78 30V29H77ZM77 30H75V31H77ZM98 31H99V29H97ZM103 30H105L104 28H103ZM108 30V31H109ZM182 30H183V28H182ZM222 30H223V28H222ZM222 30H219V31H222ZM15 31V30H14ZM32 31V30H31ZM107 31V30H106ZM112 31V32H113ZM208 31H209V29H208ZM32 32H34V31H32ZM37 32H39V31H37ZM36 31H35V34L37 33ZM43 32V31H42ZM50 32H52V31H50ZM49 32V33H50ZM71 32V31H70ZM95 32H96V29H95ZM110 32V31H109ZM113 32V33H114ZM180 32H181V30H180ZM185 32H186V29H185ZM204 32H206V31H204ZM233 32H238V35H236V37H238V38H236V40H232V39H230L229 38V36H228V34L229 33H233ZM41 33V32H40ZM43 33H45L46 34V30H45V32H43ZM48 33V34H49ZM73 33V32H72ZM80 33H81V31H80ZM97 33V32H96ZM98 33H102V32H98ZM103 33H106V32H104L103 31ZM182 33V32H181ZM180 33V34H181ZM186 33H188V31L186 32ZM33 34V36H35L34 35V33H32ZM53 34H54V32H53ZM56 34H57V32H56ZM59 34V33H58ZM57 34V35H58ZM66 34V33H65ZM65 34H63V35H65ZM74 34H76V33H74ZM95 34V33H94ZM121 34H123V36L121 35ZM168 34V33H167ZM184 34V33H183ZM204 34V33H203ZM221 34H222V32H221ZM44 35V34H43ZM52 35V34H51ZM61 35H62V33H61ZM62 35V36H63ZM81 35H83V32H82V34ZM97 35V34H96ZM102 35H104V34H102ZM101 35V36H102ZM161 35H162V33H161ZM166 35V34H165ZM205 35V34H204ZM209 35V34H208ZM4 36V35H3ZM49 36V35H48ZM62 36H60V37H62ZM100 36V35H99ZM163 36V35H162ZM188 36V35H187ZM213 36H214V34H213ZM212 36V37H213ZM234 36V35H233ZM1 37V36H0ZM31 37V36H30ZM39 37V36H38ZM50 37V36H49ZM57 37V36H56ZM65 37V36H64ZM76 37H78V34H77V36ZM82 37V36H81ZM98 37V36H97ZM104 37V36H103ZM114 37H116V36H114ZM167 37V36H166ZM165 37V39H167ZM170 37V38H171ZM186 37V36H185ZM205 37H208V36H205ZM4 38V37H3ZM32 38V37H31ZM35 38H37L36 36H35ZM42 38V37H41ZM45 38V37H44ZM47 38V37H46ZM46 38H45V41H46ZM52 39L54 38V37H51ZM63 38V37H62ZM82 38H84V37H82ZM81 38V39H82ZM94 38V37H93ZM202 38H203V36H202ZM215 38V37H214ZM214 38H211V39H209V37H208V39L207 40H209V42H211V40L213 39V41H214ZM30 39V38H29ZM39 39H40V37H39ZM48 39V38H47ZM56 39V38H55ZM64 39V38H63ZM103 39V38H102ZM105 39V38H104ZM109 39V38H108ZM115 39H117V38H115ZM186 39V38H185ZM184 39V40H185ZM41 40V39H40ZM50 40V39H49ZM79 40H80V38H79ZM111 40V39H110ZM113 40V39H112ZM168 40V39H167ZM171 40V39H170ZM180 40V39H179ZM29 41V40H28ZM36 41V40H35ZM37 41H39V40H37ZM56 41L59 43L60 41H62V39L59 41V40H57L56 39ZM66 41H67V38H66ZM84 41V40H83ZM117 40H116V42H118ZM201 41H202V39H201ZM32 42V41H31ZM49 42V41H48ZM47 42V43H48ZM52 42V40H50V43ZM54 42H55V40H54ZM53 42V43H54ZM56 42V43H57ZM173 42V41H172ZM178 42V41H177ZM0 43H1V38H0ZM28 43V42H27ZM45 43V42H44ZM49 43V44H50ZM61 43V42H60ZM66 43V42H65ZM107 43V42H106ZM110 43H112V42H110ZM179 43V42H178ZM217 43V42H216ZM5 44V43H4ZM7 44V43H6ZM34 44H35V42H34ZM61 44H63V42L61 43ZM69 44V43H68ZM82 44V43H81ZM103 44V43H102ZM158 44V43H157ZM160 44V43H159ZM165 44V43H164ZM180 44V43H179ZM205 44H208L207 42H205ZM38 45V44H37ZM46 45V44H45ZM70 45H72V44H70ZM83 45V44H82ZM97 45V44H96ZM101 45V44H100ZM99 45V47H101ZM112 44H110V46H111ZM163 45V44H162ZM212 45H215L214 43H212ZM211 45V46H212ZM220 46H221V44H219ZM31 46V45H30ZM40 46H41V44H40ZM81 46V45H80ZM80 46H78V47H80ZM84 46V45H83ZM112 46H114V45H112ZM155 46H157V45H155ZM177 46V45H176ZM207 46H209V45H206V47ZM5 47V46H4ZM14 47V46H13ZM35 47H36V45H35ZM38 47H39V45H38ZM50 47V46H49ZM61 47V46H60ZM98 47V46H97ZM99 47H98V49H99ZM115 47H116V45H115ZM202 47V46H201ZM222 47V46H221ZM221 47H220V49H221ZM222 47V48H223ZM1 48V47H0ZM43 48H45L44 46H43ZM55 48H57V47H55ZM59 48V47H58ZM102 48V47H101ZM157 48V47H156ZM158 48H160V47H158ZM162 48V47H161ZM203 48H205V47H203ZM210 48V47H209ZM216 48L219 50V48L216 46ZM216 48H214L213 47V49L212 48H210V50L212 49V50H214V49H216ZM39 49V48H38ZM54 49V48H53ZM63 49V48H62ZM115 49V48H114ZM174 49V48H173ZM186 49V48H185ZM208 49V48H207ZM207 49H205V50H207ZM17 50V49H16ZM50 50H52V49H50ZM100 50V49H99ZM98 50V51H99ZM109 50H110V48H109ZM116 50V49H115ZM135 50V49H134ZM160 50V49H159ZM180 50V49H179ZM178 50V51H179ZM188 50V49H187ZM222 50V49H221ZM43 51H44V49H43ZM57 51V50H56ZM58 51H60V50H58ZM89 51V50H88ZM132 51V50H131ZM168 51H169V49H168ZM220 51V50H219ZM2 52V51H1ZM46 52V51H45ZM49 52H51V51H49ZM48 52V53H49ZM62 52V51H61ZM100 52V51H99ZM107 52V51H106ZM135 52V51H134ZM182 52V51H181ZM208 52V51H207ZM211 52H213V51H211ZM211 52H209L210 54H211ZM217 52V51H216ZM222 52H224L223 50L222 51H220L219 53H218V55L221 53L222 54ZM3 53H4V51H3ZM33 53V52H32ZM47 53V54H48ZM118 53V52H117ZM160 53V52H159ZM208 53V54H209ZM215 53V52H214ZM52 54V53H51ZM59 54V53H58ZM64 54V53H63ZM62 54V55H63ZM101 54V53H100ZM106 54V53H105ZM114 54V53H113ZM113 54H110V55H112V57H114V55ZM166 54V53H165ZM185 54V53H184ZM213 54V53H212ZM220 54V56H218V59H219V57L221 58L222 57V55ZM49 55V54H48ZM57 55V54H56ZM189 55V54H188ZM216 55V54H215ZM39 56V55H38ZM52 56V55H51ZM119 55L117 56L118 58L120 57ZM209 56V55H208ZM35 57H36V55H35ZM45 57V56H44ZM44 57H42V58H44ZM48 57V56H47ZM55 57V56H54ZM92 57V56H91ZM120 57V58H121ZM162 54H161V57L159 56V58H161L162 59ZM211 57H212V55H211ZM214 57V56H213ZM212 57V58H213ZM37 58V57H36ZM41 58V57H40ZM51 58V57H50ZM85 58V57H84ZM185 58V57H184ZM189 58V57H188ZM208 58H210V56L208 57ZM1 59V58H0ZM10 59V58H9ZM164 60H162V61H165L166 59L165 58H163ZM193 59H191L190 58V60H187V61H191V65H192V67L194 68L195 66H193V64H192V60ZM214 59V58H213ZM213 59H212V61H213ZM216 60H217V58H215ZM3 60V59H2ZM7 60V59H6ZM5 60V61H6ZM37 60V59H36ZM43 60H45V59H43ZM47 60V59H46ZM65 60H66V58H65ZM110 60V59H109ZM112 60V59H111ZM114 60V59H113ZM220 60H223L222 58L220 59ZM4 61V62H5ZM7 61H9V60H7ZM38 61V60H37ZM42 61V60H41ZM49 61V60H48ZM91 61H93V60H91ZM98 61V60H97ZM105 61V60H104ZM115 61H117V60H115ZM114 61V62H115ZM120 60H118L117 62H119ZM125 61V62H124ZM210 61H211V59H210ZM217 61H219V60H217ZM40 62V61H39ZM38 62V63H39ZM110 62V65L112 64L111 63V61H109ZM113 62V61H112ZM221 62V61H220ZM220 62H219V64H220ZM223 62V63H224ZM7 63V62H6ZM42 64H43V62H41ZM48 63V62H47ZM51 63V62H50ZM52 63H54V62H52ZM72 63V62H71ZM108 62H106V64H107ZM181 64H182V62H180ZM183 63H185V62H183ZM209 63V62H208ZM211 63V62H210ZM214 63V62H213ZM223 63H221V64H223ZM224 63V65L226 66V64ZM1 64V63H0ZM57 64V63H56ZM70 64V63H69ZM115 64V63H114ZM113 64V65H114ZM180 64V67H182L183 65H181ZM219 65V66H222V65ZM45 65V64H44ZM85 65V64H84ZM94 65V64H93ZM172 65V64H171ZM186 65H187V63H186ZM191 65H189L188 64V66L190 67ZM195 65V64H194ZM214 65H215V63H214ZM213 65V66H214ZM217 66H218V64H216ZM215 65V66H216ZM35 66V65H34ZM39 66V65H38ZM41 66V65H40ZM53 66V65H52ZM55 66V65H54ZM68 66V65H67ZM66 66V67H67ZM104 66V65H103ZM115 66V65H114ZM187 66V67H188ZM208 66V65H207ZM210 66V65H209ZM214 66V67H215ZM5 67H6V65H5ZM36 67V66H35ZM50 67V66H49ZM56 67V66H55ZM70 67H72L73 69H74V66L72 65V66H70ZM92 67V66H91ZM96 67V66H95ZM113 67V66H112ZM173 67V66H172ZM177 67V66H176ZM68 68H69V66H68ZM94 68V67H93ZM171 67H169V69H170ZM209 68V67H208ZM212 68V67H211ZM221 68V67H220ZM225 68H224V70H222V71H225ZM46 69V68H45ZM58 69H59V67H58ZM64 68H62V70H63ZM65 69H67V68H65ZM103 69H105V68H103ZM168 69V68H167ZM53 70V69H52ZM61 70V72H63ZM106 70V69H105ZM165 70V69H164ZM173 70V69H172ZM217 70H218V68L216 67V71H214V72H216L215 74H217L218 72H217ZM221 70V69H220ZM219 70V71H220ZM6 71V70H5ZM9 71V70H8ZM39 71V70H38ZM46 71V70H45ZM48 71V70H47ZM66 71V70H65ZM65 71L63 72V73H65ZM70 71H73L72 69L70 70ZM169 71V70H168ZM177 72H178V70H176ZM187 71H189V70H187ZM193 71H196V69L195 70H193ZM222 71H220V73L222 74ZM55 72H58V71H56V69H55ZM67 72V71H66ZM68 72H69V69H68ZM73 72H75V71H73ZM72 72V73H73ZM104 72V71H103ZM107 72V71H106ZM114 72V71H113ZM165 73H166V71H164ZM164 72H161V73H164ZM173 72H175V70L173 71ZM177 72H175V73H177ZM53 73V72H52ZM60 73V72H59ZM62 73V74H63ZM85 73H86V71H85ZM154 73H153V75H154ZM196 73V72H195ZM49 74H50V72H49ZM54 74V73H53ZM52 74V75H53ZM56 74V73H55ZM55 74H54V76H55ZM67 74V73H66ZM106 74V73H105ZM110 74V73H109ZM169 74V73H168ZM174 74V73H173ZM219 74V73H218ZM217 74V75H218ZM224 74V73H223ZM60 75H61V73H60ZM68 75V74H67ZM70 75V74H69ZM100 75V74H99ZM107 75V74H106ZM164 75V74H163ZM162 75V76H163ZM171 75H172V73H171ZM180 76L182 75V74H179ZM188 75V74H187ZM2 76V75H1ZM0 76V77H1ZM6 76V75H5ZM73 76V75H72ZM97 76V75H96ZM100 76H102V75H100ZM117 76V75H116ZM121 76H123V75H121ZM155 76V75H154ZM179 76V77H180ZM219 76H221L220 74H219ZM12 77V76H11ZM34 77H35V75H34ZM45 77V76H44ZM43 77V78H44ZM60 77V76H59ZM65 77V76H64ZM110 77H111V75H110ZM118 77V76H117ZM172 77V79H173V82H174V78H173V76H171ZM170 77V78H171ZM177 77V76H176ZM182 77H184V76H182ZM181 77V78H182ZM187 77H189V76H187ZM187 77H185L186 78V81H187ZM224 77V78H223ZM5 78V77H4ZM4 78H3V80H4ZM8 79H9V77H7ZM7 78H6V80H7ZM54 77L52 76V79H53ZM96 78H98V77H96ZM101 78V77H100ZM116 78V77H115ZM130 79V77H127L126 79ZM184 78V79H185ZM217 78L219 79L220 77H218L217 76ZM52 79H51V81H52ZM57 79H58V77H57ZM60 79V78H59ZM58 79V81L57 82H59L60 83V80H62V77H61V79L59 80ZM69 79V78H68ZM103 79L104 78H101V80L103 81ZM122 79V78H121ZM153 79V80H152ZM161 79H163V77L161 78ZM193 79V78H192ZM196 79V78H195ZM55 80H56V78H55ZM100 80V79H99ZM100 80V82H102ZM110 80H111V78H110ZM109 80V81H110ZM132 80V79H131ZM177 80H179V78L177 79L176 78V82H181L180 80L179 81H177ZM182 81H183V79H181ZM216 80V81H215ZM0 81H2V79L0 80ZM8 81V80H7ZM9 81H10V79H9ZM8 81V82H9ZM13 81V80H12ZM39 81H41V80H39ZM62 81H64V78H63V80ZM75 81V80H74ZM113 81V80H112ZM118 81L120 82V80L118 79ZM158 81H159V79H158ZM162 81V80H161ZM170 81H171V79H170ZM5 82V81H4ZM7 82V83H8ZM53 82H54V80H53ZM73 82V81H72ZM80 82V81H79ZM103 82H105V81H103ZM168 82V81H167ZM176 82L174 83V84H176ZM2 83V82H1ZM6 83V82H5ZM5 83H3V84H5ZM6 83V84H7ZM36 83V82H35ZM59 83H57V84H59ZM63 83V82H62ZM69 83V82H68ZM71 83V82H70ZM108 83V82H107ZM117 83V82H116ZM151 83V82H150ZM154 83V82H153ZM163 83V82H162ZM164 83H166V82H164ZM177 83V84H178ZM188 83V82H187ZM190 83V82H189ZM192 83V82H191ZM3 84H1L2 86H3ZM9 84V83H8ZM8 84H7V86H8ZM41 84V83H40ZM45 84V83H44ZM50 84V83H49ZM55 84V83H54ZM67 84V83H66ZM65 84V85H66ZM72 84V83H71ZM101 84V83H100ZM106 83H102L101 85L103 86V85H105ZM113 84V83H112ZM115 84V83H114ZM152 84V83H151ZM150 84V85H151ZM158 84V83H157ZM173 84V83H172ZM172 84H171V86H172ZM173 84V85H174ZM186 84V83H185ZM10 85V84H9ZM14 85H15V83H14ZM155 85H156V81H155ZM158 85H160V84H158ZM163 85H165V84H163ZM180 85H182V83H180ZM184 85V84H183ZM217 85H219V84H217ZM12 86V85H11ZM10 86V87H11ZM38 86H39V84H38ZM60 86V85H59ZM77 86V85H76ZM99 86V85H98ZM101 86V87H102ZM111 86V85H110ZM162 86V85H161ZM168 86V85H167ZM166 86V87H167ZM219 86V87H220ZM42 87H44V85H42ZM45 87H47V85L45 86ZM71 87V86H70ZM116 87V86H115ZM152 87V86H151ZM156 87H157V85H156ZM160 87V86H159ZM158 87V88H159ZM174 87V90H175V87L176 86H173ZM58 88V87H57ZM61 88V87H60ZM64 88H66L65 86H64ZM97 88V87H96ZM102 88H106V86H103ZM108 88V87H107ZM157 88V89H158ZM168 88H170V87H168ZM172 88V87H171ZM194 88V87H193ZM1 89V88H0ZM4 89H6V87L4 88ZM9 88L7 87V90H8ZM11 90H12V88H10ZM40 89H41V86H40ZM59 89V88H58ZM99 89H100V86H99ZM112 89V88H111ZM116 89H117V87H116ZM150 89V88H149ZM152 89V88H151ZM151 89H150V91H151ZM155 89V88H154ZM157 89H155V91L157 90ZM163 90L164 89V87H161L160 88V90ZM166 89V88H165ZM178 89V88H177ZM177 89H176V91H177ZM10 90V91H11ZM39 90V89H38ZM55 90V89H54ZM72 90H74V89H72ZM72 90H69L70 92L72 91ZM97 90V89H96ZM107 90H109L110 91V89L108 88ZM148 90V89H147ZM179 90V89H178ZM181 90V89H180ZM192 90V89H191ZM190 90V91H191ZM3 91V89L1 90V92ZM5 91V90H4ZM4 91L2 92L3 94H4ZM14 91V90H13ZM58 91H60V90H58ZM78 91H81V90H78ZM102 91V90H101ZM104 91V90H103ZM158 91L159 90H157V93H158ZM168 91V90H167ZM0 92V93H1ZM17 92V91H16ZM49 92H50V90H49ZM64 92H66L67 93V91L65 90ZM108 92V91H107ZM154 92V91H153ZM153 92H152V94H153ZM164 92V91H163ZM180 92H182V91H180ZM199 92V93H200ZM222 92H224V94L222 93ZM15 93V92H14ZM14 93L13 92H11V96H9L8 95V97L10 98H12L13 97V95H14ZM37 93V92H36ZM43 93V92H42ZM83 93V92H82ZM102 93V92H101ZM104 93V92H103ZM112 92H110V94H111ZM148 93H150V92H148ZM156 93V92H155ZM160 93V92H159ZM170 93V92H169ZM172 93V95H174L173 94V92H171ZM202 93V94H203ZM2 94V95H3ZM13 94V95H12ZM45 94V93H44ZM44 94H43V96H44ZM47 94H49V93H47ZM52 93H50V95H51ZM58 94V93H57ZM60 94V93H59ZM64 94V93H63ZM67 94H71V93H67ZM73 94V96H74V92L72 93ZM71 94V95H72ZM125 94V93H124ZM124 94H123V96H124ZM161 94V93H160ZM160 94H158V96H159V98H160ZM178 94H179V92H178ZM195 94H197V93H195ZM80 95V94H79ZM100 95V94H99ZM112 95V94H111ZM150 95V94H149ZM165 95H166V93H165ZM171 95V94H170ZM175 95H177V94H175ZM193 95V94H192ZM4 96H6V98H8L7 97V94L6 95H4ZM4 96H2V97H4ZM57 96H59V95H57ZM68 96V95H67ZM76 96V95H75ZM82 96H83V94H82ZM101 96V95H100ZM109 96V95H108ZM122 96V95H121ZM157 96V97H158ZM201 96V95H200ZM199 95L197 96L198 98L200 97ZM227 96V95H226ZM77 97V96H76ZM127 97V96H126ZM163 96H161V98H162ZM174 97H176V96H174ZM1 98V97H0ZM5 98V97H4ZM4 98H1V99H4ZM6 98H5V100H6ZM8 98V99H9ZM10 98V99H11ZM16 98H17V95H16ZM21 98V97H20ZM20 98H19V100H20ZM48 98V97H47ZM47 98H44V99H46L47 100ZM61 98V97H60ZM66 99H67V97H65ZM69 98V97H68ZM125 98V97H124ZM128 98V97H127ZM151 98V97H150ZM159 98H157L158 99V101H159ZM173 98V97H172ZM177 98V97H176ZM194 98V97H193ZM222 98V99H221ZM13 99V98H12ZM18 99V98H17ZM57 99V98H56ZM81 99H85V98H81ZM151 99H154V98H151ZM16 100V99H15ZM38 100V99H37ZM42 100V99H41ZM57 100H59V98L57 99ZM68 100V99H67ZM67 100L65 101V102H67ZM75 100V99H74ZM150 100V99H149ZM162 100V103H163V100H164V98L163 99H161ZM160 100V101H161ZM167 100H168V98H167ZM166 100V98H165V102L167 101ZM173 100H175V99H173ZM178 100V99H177ZM196 100H198V99H196ZM2 101V104H3V100H1ZM50 101V100H49ZM52 101V100H51ZM71 101V100H70ZM100 101V100H99ZM124 101H125V99H124ZM152 101V100H151ZM159 101V102H160ZM172 101V100H171ZM209 101V102H210ZM12 102H14V100L12 101ZM54 102V101H53ZM58 102H60V101H58ZM75 102V101H74ZM73 102V103H74ZM78 101H76V103H77ZM96 102V101H95ZM120 102H121V104H120ZM168 102V101H167ZM175 102H176V100L174 101V104H175ZM178 102V101H177ZM6 103V102H5ZM7 103H9V104H7V107H5V108H7V109H14V108H11L10 107V102H7ZM50 103V102H49ZM55 103H57V101L55 100ZM72 103V104H73ZM75 103V104H76ZM85 103V102H84ZM99 103V102H98ZM171 103H173V101L171 102ZM206 103V102H205ZM205 103H204V105H205ZM15 104V103H14ZM61 104V103H60ZM82 104H83V102H82ZM86 104V103H85ZM108 104V103H107ZM126 104V103H125ZM124 104V105H125ZM155 104V103H154ZM159 104V103H158ZM170 104V103H169ZM178 104H179V102H178ZM4 106H5V104H3ZM9 105V106H8ZM50 105V104H49ZM56 105V104H55ZM65 105V104H64ZM64 105H63V107H64ZM69 105V104H68ZM70 105H71V103H70ZM102 105L105 107V105L102 103ZM128 105V106H129ZM151 105H152V103H151ZM163 105H164V103H163ZM166 105V104H165ZM173 105V104H172ZM45 106H46V102H45ZM53 106H54V104H53ZM52 106V107H53ZM59 106V105H58ZM62 106V105H61ZM72 106V105H71ZM78 106H80L81 107V105H78ZM77 105H76V107H78ZM126 106V105H125ZM124 106V107H125ZM162 106V105H161ZM171 106V105H170ZM169 106V107H170ZM201 106V105H200ZM3 107V106H2ZM47 107V106H46ZM45 107V108H46ZM51 107V106H50ZM56 107V106H55ZM67 107V106H66ZM66 107H64V109L66 108ZM74 107V106H73ZM100 107V106H99ZM163 107V106H162ZM176 107V106H175ZM205 107V106H204ZM17 108H19V107H17ZM44 108V109H45ZM49 108V107H48ZM48 108H46V110H48ZM59 108V107H58ZM70 108V107H69ZM103 108V107H102ZM6 109V110H7ZM54 109H56V108H53L52 110H54ZM60 109H62V107L60 108ZM123 109V110H122ZM126 109H127V107H126ZM160 109H161V107H160ZM179 109V108H178ZM203 109H205V108H203ZM202 109V110H203ZM217 109V110H218ZM2 110V109H1ZM4 110V109H3ZM20 110V109H19ZM50 110V109H49ZM48 110V111H49ZM57 110V109H56ZM63 110V109H62ZM71 110H72V108H71ZM80 110V109H79ZM103 110V109H102ZM105 110H106V107H105ZM192 110V109H191ZM206 110H208V109H206ZM216 110V111H217ZM10 111V110H9ZM12 112H13V110H11ZM14 111H15V109H14ZM66 111H68L67 109H66ZM75 111H76V109H75ZM93 111V110H92ZM99 111H101V110H99ZM104 111V110H103ZM148 111V112H147ZM164 111V110H163ZM179 112H180V110H178ZM182 112H183V109L181 110ZM215 111V112H216ZM45 112V111H44ZM52 112V111H51ZM63 112V114H64V110L62 111ZM82 112V111H81ZM112 112V111H111ZM204 113H205V111H203ZM4 113V112H3ZM10 113V112H9ZM9 113H6V117H8V119H10V117L9 116H7V114H9ZM15 113H16V111H15ZM18 113L19 114H21L19 111H18ZM50 113V112H49ZM54 113H56V112H54ZM74 113V112H73ZM77 113V112H76ZM101 113V112H100ZM208 113V112H207ZM12 114V113H11ZM10 114V116H12V117H15V114L13 115H11ZM58 114V113H57ZM68 114H69V112H68ZM78 114H80V112L78 113ZM181 114V113H180ZM196 114H199V111L197 110V113ZM203 114V113H202ZM219 114V113H218ZM1 115V114H0ZM4 115V114H3ZM46 115H47V113H46ZM46 115H44V116H46ZM54 115V114H53ZM60 115H62V114H60ZM75 115V114H74ZM106 115H108V114H106ZM183 115V114H182ZM81 116V115H80ZM84 116H85V113H84ZM135 116L136 117V119H138V123H134L135 125H133V126H129L128 127V125H129V123H130V121H131V124H133V121L132 120H130V119H132L133 117ZM176 116H178V114L176 115ZM185 116V115H184ZM197 116H201L200 114L199 115H197ZM207 116H209V115H207ZM206 116V117H207ZM211 116V115H210ZM224 116V115H223ZM2 117V116H1ZM12 117H11V119L10 120H12ZM47 117H49V115L47 116ZM46 117V118H47ZM51 117V116H50ZM61 116H59V119H58V121L60 120V119H62V117L60 118ZM77 117V116H76ZM106 117V116H105ZM104 117V118H105ZM111 117H112V113H111ZM132 117V118H131ZM134 117V118H135ZM183 117V116H182ZM204 117V116H203ZM16 118V117H15ZM55 117H53V119H54ZM65 118V117H64ZM63 118V119H64ZM67 118V117H66ZM71 118V117H70ZM72 118H74V117H72ZM71 118V119H72ZM78 118V117H77ZM76 118V119H77ZM109 118V117H108ZM113 118V117H112ZM152 118V119H151ZM205 118V117H204ZM221 118V117H220ZM3 119H7V118H3ZM7 119V121L9 122L10 120H8ZM44 119V118H43ZM62 119V120H63ZM80 119V118H79ZM82 119V118H81ZM103 119V118H102ZM106 119V118H105ZM198 119V118H197ZM196 119V120H197ZM225 119V118H224ZM1 120H2V118H1ZM16 120H19V118L18 119H16ZM48 120V119H47ZM51 120V119H50ZM61 120V121H62ZM65 120V119H64ZM70 119H68V121H69ZM73 121H74V119H72ZM84 120V119H83ZM152 121V122H149L148 123V121ZM181 120V119H180ZM225 120V121H226ZM13 121V120H12ZM11 121V122H12ZM44 121V120H43ZM52 121V120H51ZM56 121V120H55ZM183 121V120H182ZM190 121V120H189ZM206 121V120H205ZM209 121V120H208ZM224 121V122H225ZM17 122V121H16ZM15 122V123H16ZM48 122V121H47ZM97 122V121H96ZM102 122V121H101ZM220 122H221V120L219 119V117H218V115H217V113L216 114H214L213 115V123H214V125H215V127L214 128H216V129H219V127H221L220 125ZM223 121L221 122V123H224ZM3 123L4 122H2V124L1 125H3ZM14 123V124H15ZM45 123H46V121H45ZM49 123H50V121H49ZM56 123V122H55ZM68 123V124H67ZM66 123V125H69L70 123L69 122H67ZM77 123V122H76ZM82 123H83V121H82ZM84 123H85V121H84ZM83 123V124H84ZM89 123V122H88ZM103 123H104V121H103ZM192 123V122H191ZM5 124H7L6 123V121H5ZM13 124V123H12ZM17 124H19V122H17ZM48 124V123H47ZM54 124V123H53ZM78 124V123H77ZM110 124H113L112 122L110 123ZM109 124V125H110ZM148 124H151V125H149L150 126V129H148ZM183 125H185L184 123H182ZM205 124V123H204ZM11 125V123L9 122V126ZM56 125H58V124H56ZM63 125V124H62ZM71 125H72V123H71ZM85 125H86V123H85ZM84 125V126H85ZM88 125V124H87ZM195 125V124H194ZM194 125H192V124H190V126H193L194 127ZM213 125V124H212ZM211 125V126H212ZM222 125H224V124H222ZM225 125H226V122H225ZM7 126V125H6ZM21 126V125H20ZM55 126V125H54ZM104 126V125H103ZM105 126H106V122H105ZM115 126V127H116ZM185 126H187V129L189 130V128H188V126L189 125H185ZM3 127V126H2ZM13 127V126H12ZM16 127V126H15ZM52 128H54L53 126H51ZM57 127L58 126H56L55 128H56V131L58 132L59 131V128L57 129ZM59 127H60V125H59ZM67 127V126H66ZM73 127H75L74 125H73ZM87 127V126H86ZM86 127H84V128H86ZM90 127V126H89ZM107 127V126H106ZM111 127V126H110ZM117 127V128H118ZM202 127H204V125L202 126ZM225 127V126H224ZM224 127H221V128H224ZM5 128V127H4ZM51 128V129H52ZM55 128H54V130L53 131H55ZM62 128V127H61ZM76 128V127H75ZM80 128V127H79ZM88 128V127H87ZM113 128V127H112ZM199 128V127H198ZM10 129L12 130V132H16L17 133V131L19 130L20 131V128L18 129V130H16V131H14V129H12L11 128V126H10ZM17 129V128H16ZM80 129H82V128H80ZM79 129V130H80ZM95 129H97L96 127H95ZM94 129V130H95ZM121 129V128H120ZM160 129V128H159ZM159 129H157V130H159ZM195 129V128H194ZM210 129V128H209ZM211 129H212V127H211ZM5 130V129H4ZM7 130V129H6ZM46 130V132H48L47 131V129H45ZM83 130V129H82ZM85 130V129H84ZM93 130V129H92ZM91 130V131H92ZM107 130V129H106ZM150 130V131H149ZM188 130H186V131H188ZM225 130V129H224ZM223 130V131H224ZM19 131H18V133H19ZM52 131V132H53ZM86 131H88V130H86ZM149 131V132H148ZM214 131H215V129H214ZM217 131V130H216ZM215 131V132H216ZM2 132H3V130H2V128L0 129V264H84L85 262H84V260L86 259L85 257H83V251H84V248H83V246H82V244H81V233H80V228H81V224H82V221H80V215H78L79 217V219L78 218H76V219H73V223L72 222H70L69 221V223H72V227L70 228V229H68V228H66V226L64 225V220H65V216H67V217H71L75 212H79V213H81L80 211H81V209L79 208V206H77V199H79V198H71L70 197V199H69V196H70V191H69V186L67 187V185H68V183L66 184V181L68 180H78L77 181V183H78V186H77V191L76 192H78V191H81V190H83L84 188H87L88 187V183H87V181H86V175L87 174H89V170L88 169H86L84 166L86 165L84 162H85V160H84V158H82L81 156H79V153H72L71 151H72V149L69 151V152H71L70 154L68 153V150L65 148V150H66V153H67V155H66V160H65V162H64V165H63V167H61V168H63L62 170H60V171H62V174L61 175H59L60 177H59V179H58V189L60 190V192L62 193V195H61V198L59 199V202L58 203H56L54 206L53 205H51V207L53 206V207H55V208H57V210H56V212H53L52 211V209H49L48 208V210H43L44 208H42V205H41V200H40V196H38V194L37 193H39V191H37L36 192V190L34 189L35 188V186H34V188H33V186H32V184H30L31 182H30V180H29V175L27 176L24 172H23V170H21L20 171V167L21 166H19V163L18 162H22V159H23V157H22V155H21V153L19 154H17L16 152H15V149H14V147L16 146L15 145V143H17V139H16V141H15V143H14V145H13V137L12 136H14L15 134L14 133H12V134H9L8 135V137H6V138H2ZM5 132V131H4ZM9 133L11 132V131H8ZM23 132V131H22ZM51 132V131H50ZM50 132H49V134H50ZM67 132H69V131H67ZM72 132V131H71ZM77 132V131H76ZM104 132H105V129H104ZM107 132L108 131H106V134H107ZM113 132V131H112ZM213 132V131H212ZM215 132H213V133H215ZM17 133V134H18ZM63 133V132H62ZM66 133V132H65ZM85 133V132H84ZM87 133V132H86ZM84 134V135H86V137L89 135L88 133H90V129H89V131H88V135L87 134ZM98 133V132H97ZM111 133V132H110ZM117 133V132H116ZM161 133V132H160ZM172 133V134H171ZM187 133V132H186ZM203 133V132H202ZM204 133H206V131L204 132ZM222 133V132H221ZM226 133H227V130H226ZM226 133H224V134H226ZM47 134V133H46ZM45 134V135H46ZM54 134H55V132H54ZM58 134V133H57ZM70 134V133H69ZM74 134V133H73ZM78 134V133H77ZM82 134V133H81ZM93 134H95V133H93ZM151 134H153L152 132L149 134V135H151ZM158 134V133H157ZM156 134V135H157ZM184 134H185V132H184ZM227 134H230L229 132L227 133ZM21 135V134H20ZM38 135V134H37ZM56 135V134H55ZM66 135H68V134H66ZM92 134H90V136H91ZM104 135V134H103ZM154 135H155V132H154ZM161 135V134H160ZM182 135V134H181ZM208 135V134H207ZM210 135V134H209ZM208 135V136H209ZM51 137H53L52 135H50ZM58 136V135H57ZM64 136L65 135H63V138H64ZM77 136V135H76ZM79 136H80V134H79ZM89 136V137H90ZM95 136H96V134H95ZM124 136V135H123ZM168 136V135H167ZM186 136V135H185ZM226 136V135H225ZM229 136V135H228ZM20 137V136H19ZM44 137V136H43ZM60 137V136H59ZM68 137V136H67ZM73 137V136H72ZM71 137V138H72ZM93 137V136H92ZM105 135H104V139H105ZM125 137H126V135H125ZM144 137H146V135L144 136ZM157 137V136H156ZM155 137V138H156ZM193 137V136H192ZM203 137V136H202ZM201 137V138H202ZM210 137V136H209ZM214 137V136H213ZM216 137V136H215ZM49 139H50V137H48ZM53 138H55V137H53ZM53 138H51V139H53ZM74 138V137H73ZM82 138V137H81ZM96 138H97V136H96ZM99 138V137H98ZM103 138V137H102ZM107 138V140H109L108 139V137H106ZM161 138V137H160ZM165 138H166V136H165ZM164 138V139H165ZM60 140H61V138H59ZM67 139V138H66ZM69 139V138H68ZM80 139V138H79ZM83 139V138H82ZM103 139V140H104ZM127 139V138H126ZM150 139V138H149ZM154 139V138H153ZM164 139H162V141L164 140ZM167 139H168V137H167ZM170 139V138H169ZM198 139V138H197ZM205 139H207L206 137H205ZM74 140V139H73ZM84 140V139H83ZM82 140V141H83ZM85 140H90L89 138H87V139H85ZM100 140V139H99ZM144 140V139H143ZM166 140V139H165ZM186 139H184V141H185ZM204 140V139H203ZM203 140H201V141H198L199 142V144H200V142H203ZM209 140V139H208ZM207 140V141H208ZM219 140V139H218ZM52 141H54V140H52ZM56 141H58V140H56ZM56 141H54L55 142V144H57L58 142H56ZM61 141H65V140H61ZM60 141V142H61ZM74 141H76V140H74ZM81 141V140H80ZM146 141V140H145ZM168 141V140H167ZM221 141L223 142V143H225L226 141H227V138L225 139L224 137H222L221 138ZM225 141V142H224ZM19 142V141H18ZM25 142H27V141H25ZM25 142H24V144H25ZM59 142V143H60ZM68 142V141H67ZM73 142V141H72ZM90 142V141H89ZM100 142V141H99ZM102 142V141H101ZM112 142H114V141H112ZM153 142V141H152ZM166 142V141H165ZM170 142V141H169ZM172 142V141H171ZM176 142V141H175ZM187 142H189V141H187L186 140V143H184V144H187ZM52 143V142H51ZM58 143V144H59ZM78 143V142H77ZM80 143V142H79ZM109 143V142H108ZM117 143H119L118 141H117ZM128 143V142H127ZM162 143V142H161ZM174 143V142H173ZM182 143V142H181ZM180 143V144H181ZM196 144H197V142H195ZM207 143V142H206ZM213 143V142H212ZM217 143V142H216ZM228 142H226V144H227ZM230 143V142H229ZM228 143V144H229ZM73 144V143H72ZM91 144V143H90ZM95 144V143H94ZM104 144V143H103ZM111 145L113 144V143H110ZM175 144V143H174ZM183 144V143H182ZM189 144V143H188ZM207 144H209V143H207ZM219 144V146H220V143H218ZM217 144V145H218ZM66 145V144H65ZM70 145V144H69ZM75 145V144H74ZM98 145H100V144H98ZM97 145V146H98ZM108 145V144H107ZM120 145V144H119ZM138 145V144H137ZM141 145V144H140ZM155 145V144H154ZM156 145H157V142H156ZM161 145V144H160ZM159 145V146H160ZM169 145V144H168ZM171 145H172V143H171ZM190 145V144H189ZM198 145V144H197ZM196 145V147H198ZM202 145H204V144H202ZM230 145V144H229ZM228 145V146H229ZM58 146V145H57ZM57 146H56V148H57ZM64 146V145H63ZM62 146V147H63ZM70 146H72V145H70ZM85 146V145H84ZM90 146V145H89ZM101 146H103L102 144H101ZM114 146V145H113ZM116 146H117V144H116ZM121 146V145H120ZM128 146H129V143H128ZM165 146V145H164ZM173 146V145H172ZM176 146H177V144H176ZM184 146V145H183ZM219 146H216V147H218V150H219ZM222 146V145H221ZM231 146V145H230ZM22 147H24V146H22ZM21 147V148H22ZM29 147V146H28ZM75 147V146H74ZM87 147V146H86ZM108 147H109V145H108ZM107 147V149H109V148H111V147H109L108 148ZM118 147V146H117ZM123 147V146H122ZM125 147V146H124ZM130 147V146H129ZM174 147H175V145H174ZM179 147V146H178ZM186 147H188L187 145H186ZM186 147H184V149H186ZM190 147V146H189ZM189 147L185 150V152L184 153H186V151L187 150H189L190 151V149H192V147L189 149ZM196 147H194L195 148V151H198V149L196 150ZM201 147V146H200ZM204 147H205V145L203 146V148H202V150L203 151H205L206 149H204ZM210 147V146H209ZM26 148H27V146H26ZM54 148H55V145H54ZM60 148V147H59ZM76 148H78V147H76ZM95 148V147H94ZM120 148V147H119ZM128 148V147H127ZM181 149L183 148L182 147V145H181V147H180ZM194 148H193V150H194ZM214 148V147H213ZM17 149H19V148H17ZM23 149V148H22ZM52 149V148H51ZM64 149V148H63ZM82 149H83V147H82ZM85 149V148H84ZM87 149V148H86ZM96 149V148H95ZM99 149V148H98ZM107 149H106V147H105V150L107 151ZM112 149V148H111ZM113 149H115V147H113ZM130 148H128V150H129ZM133 149V148H132ZM132 149H130V150H132ZM144 149V148H143ZM170 149H172V148H170ZM175 149V148H174ZM209 149H212V147L211 148H208L207 150H209ZM216 149V148H215ZM214 149V150H215ZM221 149V148H220ZM21 150V149H20ZM25 150V149H24ZM23 150V151H24ZM27 150V149H26ZM26 150H25V152H26ZM28 150H29V148H28ZM54 150V149H53ZM58 150V149H57ZM75 150V149H74ZM90 150V149H89ZM137 151H138V149H136ZM166 151H167V149H165ZM169 150V149H168ZM180 150V149H179ZM190 151L192 154L193 153H196V152H194V151ZM202 150H199L198 151V153H202ZM207 150L205 151L206 152V154H207ZM224 150H226V149H224ZM18 151V150H17ZM58 151H60V150H58ZM78 151H79V149H78ZM105 151V152H106ZM109 151V150H108ZM107 151V152H108ZM111 151V150H110ZM124 151V150H123ZM133 152H134V149L132 150ZM143 151V150H142ZM172 151V150H171ZM188 151V152H189ZM22 152V151H21ZM24 152V153H25ZM65 152V151H64ZM64 152L62 153V152H60L61 154H64ZM80 152V151H79ZM101 151L99 150V153H100ZM103 152H104V150H103ZM111 152H113V154H114V150H112ZM133 152H131L132 153V155H133ZM153 152V151H152ZM178 152V151H177ZM180 152V151H179ZM189 152V153H190ZM212 152V151H211ZM216 152H218V151H216ZM216 152H214L213 154H215ZM45 153V152H44ZM54 153V152H53ZM95 153H98V152H95ZM124 153V152H123ZM123 153H122V156H123ZM141 152L139 151V153L138 154H140ZM160 153V152H159ZM162 153H164V152H162ZM170 153V152H169ZM172 153V152H171ZM181 153V152H180ZM190 153V154H191ZM197 153V154H198ZM27 154V153H26ZM26 154H25V156H26ZM55 154H56V152H55ZM59 154V153H58ZM90 154V153H89ZM101 154H103V153H101ZM105 154V153H104ZM107 154V153H106ZM112 154V153H111ZM112 154V155H113ZM145 154V153H144ZM152 154H154V153H152ZM157 154V153H156ZM167 154V153H166ZM166 154L164 153L163 155L164 156H166ZM178 154V153H177ZM176 154V155H177ZM187 154V153H186ZM185 154V155H186ZM212 154V153H211ZM99 155V154H98ZM108 155V154H107ZM117 155V154H116ZM125 155V154H124ZM131 155V154H130ZM136 155V154H135ZM148 155V154H147ZM172 155H174V154H172ZM180 155V157H182L184 154L182 153V154H179ZM182 155V156H181ZM184 155V156H185ZM188 155V154H187ZM194 155V154H193ZM209 155H210V153H209ZM234 155V154H233ZM239 155V154H238ZM54 156V155H53ZM56 156V155H55ZM83 156V155H82ZM106 156V155H105ZM183 156V157H184ZM191 156V155H190ZM212 156V155H211ZM215 156H216V154H215ZM224 156H225V154H224ZM247 156V155H246ZM51 158H52V155L50 156ZM62 157H64L63 155H62ZM87 157V156H86ZM85 157V158H86ZM89 157H90V155H89ZM89 157L87 158V159H89ZM108 157V156H107ZM127 157V156H126ZM133 158H135L134 157V155L132 156ZM158 157V156H157ZM172 157V156H171ZM183 157L181 158L182 160H186L185 162L187 163V160L189 161V159L188 158H190L189 156H185V159H183ZM192 157V156H191ZM194 157H195V155H194ZM210 156H208V158H209ZM60 157H58L57 156V159H59ZM65 158V157H64ZM118 158H120V157H118ZM132 158V159H133ZM174 158V157H173ZM172 158V159H173ZM187 158V159H186ZM193 158V157H192ZM214 158V157H213ZM218 158V157H217ZM227 158V157H226ZM237 158V157H236ZM250 157H248V159H249ZM44 159V158H43ZM54 159H56V157L54 158ZM86 159V160H87ZM91 159V158H90ZM104 159V158H103ZM109 159V158H108ZM116 159V158H115ZM136 159V158H135ZM155 159H157L158 160V158H155ZM155 159H153V160H155ZM170 159V158H169ZM175 159V158H174ZM194 159V158H193ZM211 159V158H210ZM229 159V158H228ZM25 160H27V159H25ZM31 160V159H30ZM64 160V159H63ZM96 160H97V158H96ZM127 160V159H126ZM134 160V159H133ZM139 160V159H138ZM146 160V159H145ZM162 160V159H161ZM167 160V159H166ZM177 160V159H176ZM178 160H180V158L178 159ZM216 160V159H215ZM237 160V159H236ZM250 160H251V158H250ZM58 161V160H57ZM56 161V162H57ZM60 161V160H59ZM58 161V162H59ZM90 161V160H89ZM92 161V160H91ZM94 161V160H93ZM92 161V162H93ZM100 161V160H99ZM105 161H107V159L105 160ZM105 161H103V162H105ZM110 161V160H109ZM112 161V160H111ZM111 161L109 162V163H111ZM114 161V160H113ZM116 162L118 161V160H115ZM120 161H121V159H120ZM135 161H137V160H134V162L133 163H135ZM160 161V160H159ZM168 161V160H167ZM170 161H171V159H170ZM194 161V163H195V160H193ZM247 161V160H246ZM253 161V160H252ZM24 162V161H23ZM23 162H22V164H23ZM119 162V161H118ZM123 162H125V160L123 159ZM122 162V163H123ZM130 161H128V162H126V164L127 163H129ZM154 162V161H153ZM153 162L150 164L149 163V165L148 164H146V165H148V166H146V167H149V166H151L152 164H153ZM155 162H157V161H155ZM154 162V163H155ZM179 162V161H178ZM182 162H184V161H182ZM192 161H190V163H191ZM214 162V161H213ZM213 162H211L212 164H214ZM217 162V161H216ZM26 163V162H25ZM24 163V164H25ZM30 163V162H29ZM98 164L100 163V162H97ZM139 163H141V162H139ZM148 163V162H147ZM170 163V162H169ZM189 163V164H190ZM193 163V169L196 167L195 166V164ZM211 163H209V164H211ZM23 164V165H24ZM96 164V163H95ZM94 164V165H95ZM115 163H113L112 165H114ZM130 164V163H129ZM136 164H138V163H135L134 164V166L135 167H137L138 165H136ZM175 164H177L176 162H175ZM175 164H173V167L175 166ZM179 164H182V163H179ZM184 164L185 163H183V166H184ZM224 164H226V162L224 163ZM20 165H21V163H20ZM57 164L55 163V166H56ZM62 165V164H61ZM105 164H103V166H104ZM108 165V164H107ZM107 165H105V166H107ZM111 165V164H110ZM121 165H123V164H121ZM128 165V164H127ZM159 165V164H158ZM190 165H192V164H190ZM54 166V165H53ZM97 166V165H96ZM120 166V164L119 165H117V167H119ZM133 165H132V167H134ZM179 166V165H178ZM187 166V165H186ZM210 166V165H209ZM225 167H226V165H224ZM223 166V167H224ZM59 167V166H58ZM57 166H56V169L58 168ZM110 167V166H109ZM112 167V166H111ZM115 167H116V165H115ZM114 167V168H115ZM116 167V168H117ZM121 167V166H120ZM119 167V168H120ZM122 167H124V166H122ZM128 167V166H127ZM130 167V166H129ZM128 167V168H129ZM131 167V168H132ZM141 167V166H140ZM163 167V166H162ZM161 167V168H162ZM182 167V166H181ZM180 166L178 167L179 169H182ZM211 167V166H210ZM227 167H228V164H227ZM247 167H248V165H247ZM22 169L24 168L23 166L21 167ZM60 168V167H59ZM88 168V167H87ZM100 168H101V166H100ZM99 168V169H100ZM106 168V167H105ZM113 168V169H114ZM118 168V169H119ZM143 168V167H142ZM172 168V167H171ZM177 168V167H176ZM186 168V167H185ZM184 168V169H185ZM187 168H189V167H187ZM192 168V167H191ZM191 168H189V169H191ZM52 169V168H51ZM95 169H97V168H95ZM112 169V171H113V173H114V170ZM121 169V168H120ZM144 169V168H143ZM142 169V170H143ZM163 169V168H162ZM184 169H182L181 170V172H183V170ZM200 169V168H199ZM246 169H248V168H246ZM32 170V169H31ZM58 170V169H57ZM92 170V169H91ZM102 170V169H101ZM104 170V172L106 173V170L105 169H103ZM110 171V172H112L111 171V169H108L107 168V171ZM124 170H125V168H124ZM123 170V171H124ZM131 170V169H130ZM130 170H128V171H126V173L128 172H130ZM133 170V169H132ZM131 170V171H132ZM164 170V169H163ZM177 171H178V169H176ZM187 170V169H186ZM59 171V172H60ZM94 171V170H93ZM96 171V170H95ZM108 171V172H109ZM119 170H115V172H118ZM122 171V172H123ZM136 171L138 172L139 170L138 169H136ZM144 171V170H143ZM159 171V170H158ZM190 171V170H189ZM193 171V170H192ZM195 171H196V169H195ZM203 171V170H202ZM33 172H35V171H33ZM53 172V171H52ZM56 172V171H55ZM58 172V171H57ZM56 172V173H57ZM97 172H99L100 173V171H98V169H97ZM96 172V173H97ZM102 172V171H101ZM121 172V170L119 171V173ZM136 172V173H137ZM161 172V171H160ZM180 172V171H179ZM186 173H181V174H186L187 175V177L189 178V175L188 174H192V172L190 171V173H188V171H185ZM199 173H201L202 174V172L201 171H198ZM230 172V171H229ZM32 173V172H31ZM94 173V172H93ZM92 173V174H93ZM95 173V174H96ZM103 173V172H102ZM125 173V172H124ZM127 173V176L129 175V174H131V172L128 174ZM139 174H142L141 172H138ZM138 173H137V175H138ZM146 173V172H145ZM188 173V174H187ZM197 172H195V173H193L194 175L196 174ZM211 173V172H210ZM35 174V173H34ZM52 174V173H51ZM53 174H55V173H53ZM52 174V175H53ZM101 174V173H100ZM100 174L99 175H97V177L96 178H98V179H96L97 181H99L100 179H101V177L99 178L98 176H100ZM121 174H123V173H120L119 175H121ZM152 174H153V172H152ZM162 174V173H161ZM102 175V174H101ZM111 175V174H110ZM116 175V174H115ZM118 175V176H119ZM123 175H125V174H123ZM122 175V176H123ZM134 176H136L137 177V175H135V174H133ZM150 175V174H149ZM154 175V174H153ZM165 175V174H164ZM176 175V174H175ZM31 176H33V173H32V175ZM30 176V177H31ZM46 176V175H45ZM94 176V175H93ZM141 177H143V181H144V176H142V175H140ZM139 176V177H140ZM167 176V175H166ZM171 176V174L169 175V177ZM177 176V175H176ZM182 176H184V175H182ZM200 176V175H199ZM198 176V178L197 179H200V177ZM203 176V175H202ZM240 176V175H239ZM34 177V176H33ZM33 177H31V179L33 178ZM55 177V176H54ZM90 177H92V175H90ZM109 177V176H108ZM111 177H112V175H111ZM111 177H110V179H111ZM115 177V176H114ZM120 177V176H119ZM125 177H126V175H125ZM131 177L132 176H129V178L131 179ZM145 177H146V175H145ZM164 177V176H163ZM172 177V176H171ZM190 177H192V176H190ZM197 177V176H196ZM94 178V177H93ZM113 178V177H112ZM116 178H117V176H116ZM121 178V177H120ZM120 178L118 179V180H120ZM123 179L122 180H124L125 181V178H124V176L122 177ZM127 178V177H126ZM135 177H133V179H134ZM183 178V177H182ZM185 178V177H184ZM183 178V179H184ZM187 178V179H188ZM204 178V177H203ZM214 178V177H213ZM34 179H35V177H34ZM115 178H113L112 180H114ZM132 179V180H133ZM140 179H142V178H140ZM161 179V178H160ZM168 179V178H167ZM171 178H169L168 179V181L170 180ZM174 179V178H173ZM194 179V178H193ZM193 179H191V180H193ZM197 179H196V181H197ZM216 179V178H215ZM104 180H105V178H104ZM109 180V179H108ZM117 180V181H118ZM127 181H125V182H123V184L124 183H128V179H126ZM132 180H130V181H132ZM190 180V178H189V181H191ZM231 180V182H232V178L230 179ZM51 181V180H50ZM67 181V182H68ZM111 181V180H110ZM115 181V180H114ZM129 181V183H131ZM133 181H135L136 182V179H134ZM137 181H141L142 182V180H137ZM146 181V180H145ZM156 181V180H155ZM155 181H153L154 183H155ZM163 181V180H162ZM167 181V180H166ZM165 181V182H166ZM178 181V180H177ZM185 181V180H184ZM188 181V182H189ZM193 181H195V180H193ZM193 181H191L192 183H194ZM203 181V180H202ZM210 181V180H209ZM213 181V180H212ZM215 181V180H214ZM88 182H89V180H88ZM93 182V181H92ZM101 182L103 183V181L101 180ZM109 182V181H108ZM113 181H111V183H112ZM134 182V183H135ZM141 182H139V183H141ZM170 182H173V181H170ZM186 182V181H185ZM201 182V181H200ZM199 182V183H200ZM211 182V181H210ZM216 182V181H215ZM228 182H230V181H228ZM234 182V181H233ZM74 183V182H73ZM94 183V182H93ZM95 183H97V182H95ZM104 183H105V181H104ZM104 183H103V185H104ZM118 183H119V181H118ZM126 183V185L124 186L125 188L127 187V185H129V187H127L128 189L130 188V191H131V188L132 187H135V186H133V184H132V187H130V184H127ZM136 183H138V182H136ZM138 183V184H139ZM143 183H146V182H143ZM143 183H141L142 185H143ZM149 183V182H148ZM166 183H168V182H166ZM166 183H164V184H166ZM173 183H175V182H173ZM178 183V182H177ZM204 183H206L205 182V180H204ZM204 183H203V185H204ZM207 183H208V181H207ZM206 183V184H207ZM212 183V185H213V182H211ZM211 183H209V185H211ZM218 183V182H217ZM37 184V183H36ZM49 184V183H48ZM70 184H71V182H70ZM109 184V183H108ZM116 184V183H115ZM121 184V183H120ZM137 184V185H138ZM172 184V183H171ZM170 184V185H171ZM182 184V183H181ZM184 184H186V183H184ZM184 184H183V186H184ZM205 184V185H206ZM228 184V183H227ZM52 185V184H51ZM89 185H92L91 183L89 184ZM97 185H100V182H98V184ZM96 185V186H97ZM118 185L119 184H117V185H115V188L116 187H118ZM136 185V186H137ZM141 185V186H142ZM152 185V184H151ZM158 185V184H157ZM157 185H156V187H157ZM169 185V186H170ZM177 185V184H176ZM175 185V186H176ZM187 185H188V183H187ZM187 185L185 186V188L187 187ZM215 185V184H214ZM214 185L213 186H210V188L211 187H214ZM39 186V185H38ZM111 186V185H110ZM110 186H107V187H110ZM113 186V185H112ZM120 186H123L122 184L120 185ZM149 188H150V185H147ZM162 186V185H161ZM165 186V185H164ZM167 186V185H166ZM181 186V185H180ZM183 186H181V188L183 187ZM189 186V185H188ZM197 186V185H196ZM201 186V185H200ZM199 186V187H200ZM207 186H208V184H207ZM206 186V187H207ZM54 187V186H53ZM52 187V188H53ZM55 187H56V185H55ZM95 187V186H94ZM140 186H138L137 187V189L139 188ZM146 186L144 185L142 188H145ZM147 187V188H148ZM173 187V186H172ZM199 187H197V188H199ZM203 187V186H202ZM37 189H38V187H36ZM100 188V187H99ZM103 188V187H102ZM112 188H114V187H112ZM111 187H110V190H109V196H110V192H111V189H112ZM120 188V191H122V193H123V189H121L122 187H119ZM118 188V189H119ZM126 188V189H127ZM149 188L147 189V190H149ZM178 188H180V187H178ZM188 188V187H187ZM210 188H207V190L206 191H208ZM217 188V187H216ZM220 188V187H219ZM229 188V187H228ZM39 189H40V187H39ZM107 190H108V188H106ZM133 189V188H132ZM139 189H141V188H139ZM146 189V188H145ZM151 189V188H150ZM200 189H201V191L203 190V189H205V187L204 188H201L200 187ZM215 189V188H214ZM221 189V188H220ZM230 189H232V188H230ZM90 190V189H89ZM97 190V189H96ZM115 190V189H114ZM113 190V192H115ZM117 190V189H116ZM142 190V189H141ZM146 190V191H147ZM154 190V189H153ZM199 190V189H198ZM229 190V189H228ZM98 191V190H97ZM119 190H118V193L120 192ZM124 191H125V189H124ZM129 191V193L131 194L130 196H133V194L135 195L136 193H134L133 191H135V188H134V190L133 191H131L130 192ZM201 191H200V193H201ZM206 191H204L205 193H206ZM214 192V190H212L211 189V192ZM58 192V191H57ZM72 192V191H71ZM132 192H133V194H132ZM137 192V191H136ZM138 192H139V190H138ZM141 192H143V191H141ZM141 192H139V195L140 196H142L141 194ZM152 192V191H151ZM150 192V193H151ZM199 192V191H198ZM204 192H202V193H204ZM212 192V193H213ZM80 193H82V192H80ZM89 194H90V192H88ZM116 194H117V192H115ZM126 193V192H125ZM129 193H127L128 195H129ZM141 193V194H140ZM148 193V192H147ZM194 193V192H193ZM197 193V192H196ZM205 193H204V195H205ZM208 193H210L209 191H208ZM232 193V192H231ZM59 194V193H58ZM72 194V193H71ZM74 194H75V192H74ZM85 194V193H84ZM114 194V193H113ZM113 194H111V195H113ZM115 194V195H116ZM190 194V193H189ZM195 194V193H194ZM46 195V194H45ZM51 195V194H50ZM79 195V194H78ZM104 195V194H103ZM120 195V194H119ZM125 195V194H124ZM127 195V196H128ZM138 194H137V196H139ZM147 195V194H146ZM145 195V196H146ZM150 195V194H149ZM211 195V194H210ZM60 196V195H59ZM109 196L107 197L109 200H108V202L110 201V199L114 196H112V197H110L109 198ZM127 196H126V198H127ZM136 196V195H135ZM134 196V197H135ZM137 196H136V200H137ZM140 196H139V199H141V200H143L142 199V197H145V196H142L141 198H140ZM191 196V195H190ZM230 196V195H229ZM52 197V196H51ZM56 197H58V195L56 196ZM116 197V196H115ZM119 197V196H118ZM117 197V198H118ZM123 197V195L120 197V198H122ZM207 197V196H206ZM47 198V197H46ZM105 198V197H104ZM168 198V197H167ZM256 198V197H255ZM49 199V198H48ZM52 199V198H51ZM119 199V198H118ZM118 199H116L115 198V200H116V202H117V200ZM123 199V198H122ZM131 199H133V197H131V198H129V200L127 199V200H125V196H124V201L122 200V202H125V201H127L128 203L130 202V200ZM146 199V198H145ZM58 200V199H57ZM104 200V199H103ZM120 200V199H119ZM133 200H135V199H133ZM49 201H50V199H49ZM48 201V202H49ZM55 201V200H54ZM107 201V200H106ZM138 201V203H139V201L140 200H137ZM44 202H45V199H44ZM115 202V203H116ZM121 201H119L118 203L119 204H121L120 203ZM126 202V203H127ZM51 203V202H50ZM104 203H105V201H104ZM111 203V204H110ZM113 202H109V204H110V206L109 207H111L113 204H112ZM118 203L116 204L117 206H116V208L117 207H119V209H120V206L118 205ZM126 203L125 204H123L122 203V206L124 205H126ZM132 203V200H131V202H130V204ZM137 203V202H136ZM135 203V204H136ZM49 204V203H48ZM52 204H53V202H52ZM106 204V203H105ZM108 204V203H107ZM108 204V205H109ZM133 204V203H132ZM44 205V204H43ZM89 205V204H88ZM94 205V204H93ZM104 205V204H103ZM115 205V204H114ZM45 206V205H44ZM121 206V208H122V210H124L125 209V207H124V209H123V207ZM128 206V205H127ZM126 206V208H129L130 206H128L127 207ZM48 207V206H47ZM152 207V206H151ZM115 208V207H114ZM113 208V209H114ZM132 207H130V209H131ZM54 209V208H53ZM112 209V208H111ZM77 210V211H76ZM78 210H80V211H78ZM108 210V209H107ZM126 210V209H125ZM150 210H151V208H150ZM104 211V210H103ZM110 211H112V210H110ZM147 211H148V209H147ZM262 211V210H261ZM108 212V211H107ZM113 212H115L114 210H113ZM112 212V213H113ZM117 212V211H116ZM122 212H127V211H122ZM256 212V211H255ZM105 213V212H104ZM121 213V212H120ZM129 213V212H128ZM127 213V219L126 220H129V214ZM258 213V212H257ZM115 213H113V215H114ZM118 214V213H117ZM110 215H111V212H110ZM120 215V214H119ZM118 215V216H119ZM124 215H125V213H124ZM132 215H135V214H131V216ZM121 216H123V215H121ZM120 216V217H121ZM135 216H137V215H135ZM66 217V218H67ZM75 217V216H74ZM114 217V216H113ZM134 217V216H133ZM115 218V217H114ZM114 218H113V220H114ZM126 218V217H125ZM124 217H123V219H125ZM83 219V218H82ZM130 219H132V221H133V218H131L130 217ZM135 220H137V217H135L134 218ZM68 221V220H67ZM103 221H105L104 219H103ZM109 221V220H108ZM131 221V222H132ZM98 222V221H97ZM126 222V224L125 225H127L128 223H130V221L129 222H127V221H125ZM261 222V221H260ZM69 223H68V225H69ZM96 223V222H95ZM94 223V224H95ZM100 223V222H99ZM124 223V222H123ZM65 224H67V223H65ZM89 224V223H88ZM130 224H132V223H130ZM67 225V226H68ZM71 225V224H70ZM92 225V224H91ZM91 225H90V229H91ZM110 225V224H109ZM115 226V225H114ZM120 226V225H119ZM118 226V227H119ZM124 226V225H123ZM123 226H121V227H123ZM130 226V225H129ZM108 229H109V227L108 226H106ZM112 227H113V225H112ZM128 227V226H127ZM114 228V227H113ZM125 228V227H124ZM130 228V227H129ZM128 228V229H129ZM132 228V227H131ZM93 229V228H92ZM91 229V230H92ZM120 229V228H119ZM127 229V230H128ZM124 230V229H123ZM123 230H121V231H123ZM132 230V229H131ZM93 231V230H92ZM108 231V230H107ZM118 231V230H117ZM130 231V230H129ZM110 232V231H109ZM112 233H113V231H111ZM86 233V232H85ZM99 233V232H98ZM91 234H92V232H91ZM127 234V233H126ZM132 234H134V233H132ZM85 235V234H84ZM115 235V234H114ZM122 235V234H121ZM131 235V234H130ZM118 236V235H117ZM128 236V235H127ZM87 237H88V235H87ZM92 237V236H91ZM129 237V236H128ZM84 238V237H83ZM101 238V237H100ZM99 238V239H100ZM120 238H122L121 236H120ZM124 239L126 240V238L124 237ZM101 241V240H100ZM113 241V240H112ZM119 241H120V239H119ZM122 241H124L123 239H122ZM86 242V241H85ZM122 243H125V242H122ZM128 243V242H127ZM86 245V244H85ZM87 246V245H86ZM88 246H90V245H88ZM87 246V247H88ZM96 246H98V245H96ZM116 246V245H115ZM125 246V245H124ZM131 246V245H130ZM86 247V248H87ZM105 248V247H104ZM122 249V248H121ZM124 249V248H123ZM83 250V251H82ZM89 250H90V248H89ZM104 250V249H103ZM86 251V250H85ZM91 251V250H90ZM114 251V250H113ZM111 252V251H110ZM121 252V251H120ZM112 253V252H111ZM110 253V254H111ZM101 255V254H100ZM126 255V254H125ZM125 255H124V257H125ZM100 257V256H99ZM112 257V256H111ZM110 257V258H111ZM83 258H85V259H83ZM94 258H95V256H94ZM99 259V258H98ZM127 259V258H126ZM104 260H105V258H104ZM103 260V261H104ZM86 261V260H85ZM110 261V260H109ZM93 263V262H92ZM122 263V262H121ZM101 264V263H100Z\"/></svg>", "mask_w": 264, "mask_h": 264}]
</instances>
